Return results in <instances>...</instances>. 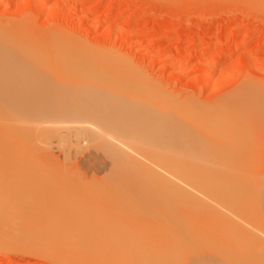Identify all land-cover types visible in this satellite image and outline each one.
Returning <instances> with one entry per match:
<instances>
[{"label":"rangeland","instance_id":"1","mask_svg":"<svg viewBox=\"0 0 264 264\" xmlns=\"http://www.w3.org/2000/svg\"><path fill=\"white\" fill-rule=\"evenodd\" d=\"M20 25V26H19ZM8 30V31H7ZM3 31V32H2ZM3 33V35H1V38H0V41L2 42V41H4L3 42V44L4 43H6L7 41V43L5 44V45H7L8 46V48L5 46V47H3L4 45H2V50H4V51H2L3 52V57L1 56V58L3 59V58H5L4 57V55H6L7 53L9 54V55H11V56H9V58L10 57H13L14 58V56L16 55H20V56H22L23 58H24V60L23 59H21V60H23V61H25V63L26 64H29L28 62L29 61H32V64L30 65H28V66H31V67H34V68H31V67H27V68H29L30 70H28L26 73H28L30 76H29V78L31 79V72H32V70L33 71H35V72H32V77L36 74V76H39V77H37V78H35L34 77V79L36 80V81H40L41 79V82L39 83V82H37L38 83V86L37 87H35V83H33V82H35L34 81V79L32 78V83L34 84V87H31V88H33V89H31L30 88V86H31V84L30 83H28V75H26L27 76V78H26V76H25V78H26V80L25 81H23V76L26 74H24L23 73V70L21 69V68H23L24 66H26V64L23 62V65H17L19 68H20V70L22 71H20L19 73H18V77H17V79L18 80H16V77H14L15 75H17V70L14 72V74L15 75H12L13 73L12 72H10V73H12L11 74V76H9L8 78L6 77V76H8V75H6L5 77L6 78H1V81H0V87H2V89L0 88V93L1 94H3L4 92V94H10V92L12 91L13 93H17V94H19V95H21V96H16V95H14L12 92V97H14L15 96V98H14V100H19V105H18V102H16L15 101V104L13 103L14 102V100H13V98H10L11 96L10 95H8V96H6L5 97V95L3 94V98H0V102L2 103L3 102V104H4V106L2 107V104H0V113L2 114L1 116H0V122H6V119H7V124L6 123H1L3 126L5 125V127L6 128H8L9 129V134H11L10 136H8L7 134H8V130L6 129V128H2L1 126H0V128H1V130H0V134L3 136V137H1L0 136V140L3 138V140H4V138H10L9 140H10V142H8V146H6L5 147V145H7V141L5 142V141H3V140H1L0 142H4L3 144H4V147L5 148H3V145H2V143H0V151H1V153H0V159L1 160H3V158H2V156H7V157H4L5 159L6 158H8L9 160H4V161H6V162H2L1 160H0V216L2 217L3 216V218H0V230L2 229V232L0 231V234L1 235H3L5 238H3V237H1V238H3V240H4V243H6V244H4L3 242H0V264H70V261H69V263H65L64 262V260H62L61 258H59V259H56L55 257H50L49 255H47L46 256V254H41V253H36V251L35 252H33L34 251V247H35V245L33 246V242H34V244L35 243H37V245L39 244V245H49L48 243V240H52V243H51V241H50V244H52L53 246H54V249L53 250H56L57 248H60V250L61 249H63L64 247H66L65 245H64V243L66 244V243H72V242H68V240H69V238H70V235H71V237H72V235H73V238L72 239H74L75 240V236H76V238H78V240H82V242H78V245H79V243H83L84 241H88L89 239H87L86 238V236H87V234L88 233H90L91 234V232H89L90 231V228H88L89 229V231L88 232H86L87 234H86V236H85V234L83 233L82 234V232H84V230L86 229V227L84 228V230H83V227H81L80 226V228L77 226V224H78V222L80 223H82L83 224V226L85 225V226H90V224H91V229H92V237H105V236H107L108 237V234H114V233H116L115 232V230L113 229V226L112 225H114L115 224V229H117V228H119V230H117V232H119L120 234H126V233H128V234H130L129 232H127V230L128 229H131L130 230V232H131V234L133 233V236H134V234H136V235H138L139 234V232H143L142 231V229H146V230H144V232L142 233V236H143V234H146L145 236L148 238H151L152 236H154L153 238L154 239H156L155 241L153 240L152 242H156V243H154V244H159V245H161V244H163L162 243V238H163V234H165L166 232H170V231H174L175 233H176V223H174L175 222V220H174V218H175V216H174V214H173V212L171 211H169L168 209H167V206L164 204L165 202H164V199L163 200H161L160 199V196H162V197H164L165 196V194L163 195L162 193L164 192L165 193V191H163L164 190V185H163V183L165 182L164 181V179H162V175H164V173H162V171L164 170V172H165V168H161L160 166L163 164L164 165V163L167 165L166 167H169V162L170 161H172V160H174V157L176 156V154H179V153H176L177 151L178 152H180L178 149H188V150H196V151H192V152H197V156L196 157H200L199 158V160L198 161H201L200 162V164L199 163H197L196 165H201V167L202 166H206V164H207V166L209 167L210 165H213V167L212 168H218V166L216 167V165H219V168L221 167V165H222V167L221 168H231V169H234V170H240L241 168H239V161H241V159H242V162H240L241 164H240V167L241 166H245L246 165V167H244V168H260L261 167V169H259V170H264V146L262 147L261 145H264L262 142V140L264 139L263 137H262V135L260 136V138H258V139H256V136H255V138H254V141L252 142V141H248V142H245V141H242L241 140V137L240 136H238V135H236L237 133H235V135H231V134H233V133H231V131H230V133L228 132L227 133V131L226 130H230V128L228 129V127H229V125L231 124V122L234 124V125H236V126H239V124H241V123H239L240 122V120H241V115H240V113L239 114H237V113H235V114H237L238 115V117H236V118H238V119H235L236 121L238 120V123H236V121H231V120H227L228 122V125H226V126H224L225 124H227V123H225L224 121H225V119L223 120V116L224 115H226V114H224V113H226L227 112V110L229 111L230 110V108L232 107V108H236L237 106H235V104L233 105L232 104V102H231V99L233 98V96H234V99H232V101H234L235 102V100H236V102L238 101L237 99H235V97L236 96H238V99H239V97H241L243 100H241V101H243L242 103H239L238 104V106L241 104V106H239L238 108L240 109V110H242V108H243V111H248L249 109H251V110H249L248 112H252L253 114H254V111L256 112V110H257V112L258 111H261V113H264V108H262V109H259L258 108V105L256 106V104L255 103H257V102H259L260 104L261 103H263V101H264V0H0V34H2ZM4 33L6 34L7 33V36L6 35H4ZM18 34V35H17ZM4 36L7 38V41H6V38L3 40L2 39V37L4 38ZM64 36V37H63ZM69 36V37H68ZM44 40V41H43ZM60 40V41H59ZM49 41V42H48ZM58 42V43H56V42ZM56 44H55V43ZM61 42V43H60ZM64 42H66V44L67 43H69V44H67L68 45V47L70 46V45H72V46H75V47H78L77 49H78V52H79V54H78V52H77V49L75 48V51H74V47H72V49H73V51H72V53H69V52H67L66 50H69L70 51V47H69V49H67L68 47H67V45L64 43ZM30 43V44H29ZM0 44H2V43H0ZM61 44H62V46H61ZM64 44H65V48H64ZM76 44V45H75ZM56 45V46H55ZM59 45V46H58ZM237 45V46H236ZM1 46V45H0ZM36 46V47H35ZM21 47V48H20ZM53 47V48H52ZM67 47V48H66ZM7 48V49H6ZM11 48V49H10ZM23 48L24 49H26L25 51L23 50ZM64 48V49H63ZM82 48V49H81ZM58 49V50H57ZM62 49V50H61ZM30 50V51H29ZM55 50V51H54ZM79 50H83L82 52L81 51H79ZM86 52H85V51ZM14 51V52H13ZM16 51V52H15ZM24 53H23V52ZM63 51V52H62ZM70 51V52H71ZM0 52H1V50H0ZM37 52V53H36ZM57 52V53H56ZM74 52V53H73ZM86 53V58H84L80 53ZM4 53H6V54H4ZM14 53V54H13ZM38 53H40V54H38ZM60 53V54H59ZM61 53H64V55L62 56L61 55ZM65 53H67L66 55H65ZM75 53H77L78 55H76ZM14 56H13V55ZM37 54H38V56H37ZM70 54V55H69ZM73 54V55H72ZM90 54V55H89ZM96 55V58H95V56L94 55ZM115 54V55H114ZM0 55H2L1 53H0ZM18 55V56H19ZM42 55H44V56H42ZM45 55H46V57H45ZM60 56L61 58H63V60H64V58L65 57H67V58H69V56L71 57L72 56V58H70V60L68 61V60H66L67 58H65V62L64 61H62L63 62V65L61 66V63L62 62H60L62 59H60V57H58L57 58V56ZM76 55V56H75ZM89 55V56H88ZM99 56V58H97L98 56ZM8 55H6V57H7ZM15 56V58H20V56L19 57H16ZM25 56H26V58L29 56V58H30V60L29 61H27L28 60V58L27 59H25ZM32 56V57H31ZM41 56V57H40ZM65 56V57H64ZM83 57L84 58V60L81 58V57ZM90 56H91V60H88V57L90 58ZM100 56H101V58L103 59L102 61H101V59H100ZM21 57V58H22ZM48 57V58H47ZM56 57V58H55ZM118 57V58H117ZM1 58H0V61H1ZM8 58V57H7ZM8 58V59H9ZM42 58V59H41ZM55 58V59H54ZM75 59L76 58V63H77V65H75L76 63H75V60L73 61V60H71V59ZM80 60H79V59ZM6 59V58H5ZM32 59V60H31ZM33 59H36V60H34V61H36L35 63L37 64V62L39 63L38 64V66H40L39 67V70L40 71H38V72H36V70L38 69V67H37V65L34 63V61H33ZM54 59V60H53ZM77 59H78V61H77ZM95 59H97V61L95 60ZM107 59V60H106ZM14 60V59H13ZM87 60V61H86ZM106 60V61H105ZM110 60H115V66H116V64H117V66L115 67L114 65H113V63H112V61H110ZM10 61V60H9ZM51 61V62H50ZM66 61H68V63L66 62ZM70 61H72V64H71V62ZM81 61V62H80ZM89 61V62H88ZM93 61V62H92ZM96 61V62H95ZM107 61H108V63H107ZM6 61H4V62H0L1 63V65H3V63H5ZM8 62V61H7ZM7 62L5 63V64H7ZM11 62H13V61H10V62H8L9 64H11ZM14 62H17L18 63V61H14ZM12 63V65H15L16 63ZM70 62V63H69ZM73 62L75 63L74 65H73ZM84 62V63H83ZM91 62H92V64H91ZM99 62H103V64H104V66H103V64H101V63H99ZM106 62V63H105ZM110 62V63H109ZM116 62H118V63H116ZM20 63V62H19ZM33 63L35 64V66H33ZM54 63H55V65H54ZM57 63V64H56ZM66 63V65H68V64H71V67L70 66H67L66 68H67V70L65 69H60L59 67L61 66L62 68H63V66H64V68H65V64ZM80 63V64H79ZM82 63V64H81ZM88 63V64H87ZM119 63H120V65H119ZM4 64V65H5ZM96 64H98V68L95 66ZM100 64V65H99ZM107 64V65H106ZM42 65H44V67L46 68V70H45V68L42 66ZM79 65V67L78 68H76L77 66ZM81 65V66H80ZM83 65H85V67H87V68H84V67H82ZM87 65V66H86ZM123 65H124V67H123ZM8 66V65H7ZM11 66V65H10ZM16 66V65H15ZM74 66V69L76 68V69H78V71L75 69V70H72L73 67ZM91 67V68H89L90 69V71H92L91 69H93V67H94V70L97 72H93L92 74H91V72L89 71V69H88V67ZM100 66V67H99ZM103 68H102V67ZM106 66V67H105ZM108 66V67H107ZM109 66H111V68H109ZM2 67V66H1ZM12 67V66H11ZM14 67V66H13ZM35 67H36V70H35ZM43 68V70H42V68ZM54 67H56V68H54ZM112 67L114 68L115 67V69H117L116 71L114 70V69H112ZM79 68H81V69H79ZM82 68H83V70L85 71V69H88V70H86L85 72L86 73H88V71L90 72V73H88V74H91L90 75V77H88V75L86 74H84L85 72L82 70ZM96 68V69H95ZM109 68V69H108ZM128 68V69H127ZM6 69H8V71H9V69H11V71H13V69L12 68H10L9 66H8V68H6V67H4L3 66V69L2 68H0V71L1 70H3L2 72H6L5 74H9V72L8 71H6ZM25 71H26V69H25V67L23 68ZM51 69V70H50ZM69 69V70H68ZM99 69H101V70H99ZM49 70V71H48ZM66 71V72H63V73H66V74H62V78L60 79L59 78V80H61V81H59V80H57L58 79V77L60 76L59 74H61L62 73V71ZM79 70H82L83 72H81L80 71V73L82 74L83 73V75H81V77L83 76V78H81V79H79L80 78V75L79 76H77L76 74H78V72H79ZM100 72L99 74H100V76H99V74H98V71ZM104 70V72L106 73V74H104V72L102 73V71ZM120 70H122V71H120ZM29 71H31L30 73H29ZM77 71V72H76ZM112 71V72H111ZM115 71V72H114ZM119 71L121 72V73H119ZM8 72V73H7ZM43 72V73H42ZM45 72H48L49 74H46ZM51 72V73H50ZM61 72V73H60ZM73 72H75V75H74V73ZM127 72V73H126ZM24 74V75H22V74ZM39 73H41V75H39ZM69 73V74H68ZM72 73V75H70ZM117 73H119L118 75H117ZM4 74V75H5ZM45 74H46V76H45ZM56 74H58V76H55ZM95 74H96V76H95ZM101 74H104V76L102 75V77H101ZM109 74V77L110 78H108V75ZM111 74L113 75V76H111ZM122 74V75H121ZM48 75L50 76V80H48L49 78H47L48 77ZM69 75V76H68ZM98 75V76H97ZM126 77H125V76ZM57 77L56 79H55V77ZM71 76H72V78L74 79H71ZM74 76H76V77H74ZM86 76V77H85ZM107 76V77H106ZM119 76V78H116V77H118ZM43 77H45V78H43ZM53 77V81H52V78ZM66 77V78H65ZM67 77H68V80H67ZM79 77V78H78ZM91 77H93V78H91ZM100 77H101V80H100ZM123 77V78H122ZM15 78V79H14ZM39 78V79H38ZM65 79L64 80V84H65V89H64V87L63 88H61L62 90H61V92L62 91H64L65 93H64V96L66 95L67 96V94L66 93H69L72 89V91L73 92H75V94L72 92V95H70V94H68V95H70V96H62L61 98H60V100H57L56 99V97H58V99H59V96H60V89L59 90H56L58 93H57V96H53V94H52V92H54V88L56 89V86L59 88V86H62V85H59L57 82L59 81L60 83L62 82L63 83V80L62 79ZM76 78H78L77 79V81L78 82H80L81 83V85L82 86H88L89 84L87 83H85V81L86 82H88L87 80H85V79H88L89 80V83H90V85L92 84V86H90V87H81V85L78 87V85L76 84L77 82H76ZM85 78V79H84ZM96 78V79H95ZM107 79V80H105V79ZM115 80L114 82H113V80ZM122 78V79H121ZM125 78V79H124ZM132 78V79H131ZM6 79V80H5ZM38 79V80H37ZM84 79V83H83V80ZM92 79V80H91ZM111 79V80H110ZM121 81V82H123L124 83V81L126 82V84L127 85H125V84H123V83H121L119 80ZM124 79V80H123ZM138 79V80H137ZM141 79V80H140ZM9 80V81H8ZM94 80V81H93ZM15 81H16V83H20L19 85L18 84H16L15 83ZM19 81V82H18ZM42 81L44 82V83H48L49 82V86H50V81L53 83L54 82V84H51V86L49 87V88H45V87H42L43 88V91H41V89L42 88H40L41 86H40V84H42ZM56 81V82H55ZM68 81V82H67ZM70 81H71V83H72V85L71 86H73V85H77V88H81L82 90H84V89H87V90H84V91H78V90H80V89H78L77 90V88H76V91H78V92H76V91H74L75 89V87L73 86V87H71V86H69L70 85ZM75 82V84H73V82ZM91 81V82H90ZM98 83H97V82ZM112 81V82H111ZM119 81V83H117ZM129 81V82H128ZM94 82H96V83H94ZM106 82V83H105ZM108 82V83H107ZM113 83L114 84V87H115V91L117 92V90H116V87H118L117 89H118V92L116 93L115 91H114V95L116 96H114L110 91L112 90V88H114V87H112V85L113 84H111V83ZM146 82V83H145ZM26 83L29 85L30 84V86L29 87H27L26 86ZM43 83V85H46V84H44ZM57 83V84H56ZM121 83V84H120ZM132 83H133V85H132ZM136 83H139V84H136ZM141 83H143V84H141ZM146 85H149L151 88H149L150 90H149V94L146 92V91H148L147 90V88H148V86H147V88H145V84ZM10 84V85H9ZM69 84V85H68ZM103 86V85H105L106 87L107 86H109V87H107V89H106V87H102L101 85ZM111 86H110V85ZM118 84L121 86V87H119L118 86ZM128 84H129V86H128ZM130 84H131V87H130ZM135 84V85H134ZM2 85V86H1ZM47 85V86H48ZM52 85H54L55 87H53V88H51L52 87ZM59 85V86H58ZM75 85V86H76ZM95 85H100L99 87L100 88H102V89H100L99 90V87L98 86H96L95 87ZM122 85H125V86H123L122 87ZM136 85H138V87L137 88H135L136 87ZM142 85H143V87H142ZM9 86V87H8ZM13 86V87H12ZM21 86H26V88L28 89V88H30V91L31 90H37L38 89V91H37V93L35 94V95H31V93H33V92H35V91H31V93H29V89L28 90H26V88L24 89V90H21ZM40 86V87H39ZM68 86V87H67ZM94 86V87H93ZM130 87V88H127V87ZM133 86H135V87H133ZM3 87L5 88H7V90L5 89H3ZM16 87H17V89H19L18 87H21L20 88V90L19 91H16L17 89H16ZM111 87V89H109ZM126 87V88H125ZM142 87V88H141ZM11 90H10V89ZM15 88L16 90L14 91L13 89ZM50 88L53 90L52 92H51V90H50ZM67 88H69V89H67ZM72 88V89H71ZM135 88V89H134ZM138 88H139V90L141 91V92H139V90H138ZM143 89V93H145V95H148V100H147V98H146V96L142 93V90L141 89ZM45 89V90H44ZM50 90L49 92H47L48 90ZM103 89H105V90H103ZM120 89H122V91H123V93H121L120 91ZM127 89V90H126ZM130 89H132V90H130ZM47 90V91H46ZM68 90H69V92H68ZM90 92H89V91ZM102 90V91H101ZM106 90H108L107 91V93H105L106 92ZM120 90V91H119ZM130 90V91H129ZM134 90H136V92L134 91ZM138 90V91H137ZM145 90V91H144ZM21 91H23V92H21ZM24 91H27L29 94V96L27 95V92L26 93H24ZM39 91H41V92H47L48 94L50 93L51 95H52V97L53 98H51L50 97V95H48L47 93H45V94H42L41 92V94L39 93ZM87 93H86V92ZM100 91V92H99ZM105 91V92H104ZM133 91V92H132ZM154 91V92H153ZM84 92V93H83ZM89 92V93H88ZM112 92H113V90H112ZM122 94H120V93ZM152 92V93H151ZM156 92V93H155ZM157 92H158V96H157ZM161 92H162V94H161ZM54 93H56V92H54ZM76 93H77V95H76ZM81 93V94H80ZM119 93V94H118ZM126 93V94H125ZM160 93V94H159ZM163 93L166 95V97L165 96H162L163 95ZM249 93L252 95L253 93V97H256V98H259V99H256V101L257 102H254V101H252V100H249V101H247L246 99H248V97H247V95H249ZM23 94H26V95H23ZM39 94H40V96H39ZM62 95H63V92L61 93ZM78 94H79V96H78ZM95 94V95H94ZM109 94H110V96H109ZM116 94H118V95H116ZM124 94V95H123ZM134 94H135V96H134ZM139 94V95H138ZM143 94V95H142ZM156 94V95H155ZM237 94V95H236ZM245 95V98H243L242 97V95ZM247 94V95H246ZM23 95V96H22ZM47 95V96H46ZM74 95V96H73ZM84 96V95H86V98L88 97V99H86V98H83V97H81V96ZM96 96L97 97V99H96V97H95V99H94V97H92V96ZM107 95V96H106ZM120 95V96H119ZM149 95H150V97H149ZM232 95V96H231ZM236 95V96H235ZM28 96V97H27ZM72 96V97H71ZM91 96V97H90ZM98 96H100L99 98H98ZM110 97V98H108L109 100H107V97ZM112 96V97H111ZM117 96H119V97H117ZM121 96H126V97H124V98H121ZM134 96L135 98H134V100H136L135 102H138V103H133V101L134 100H131V99H133L132 97ZM154 96V97H153ZM0 97H1V95H0ZM22 97V99H19V98H21ZM24 97H27V98H25L24 99ZM55 97V98H54ZM75 97H77V98H75ZM79 97V98H78ZM85 97V96H84ZM105 97H106V100H107V102H106V100H105ZM113 97H115V99H113ZM127 97H130V98H128V100L126 101L125 99L127 98ZM140 98V100L138 99V98ZM158 97V101L157 100H155L154 98H157ZM160 97V98H159ZM163 97H164V99H163ZM227 97H228V99H229V101H227V100H225L224 101V99H227ZM247 97V98H246ZM37 98V99H36ZM90 98L92 99L91 101H93V102H91L90 101ZM103 100H102V99ZM112 98V99H111ZM118 98V99H117ZM146 98V99H145ZM162 98V99H161ZM171 99V102H170V99ZM260 98H261V100H263V101H261L260 100ZM2 99V100H1ZM4 99V100H3ZM11 99L13 100L12 102H10L11 101ZM40 101H39V100ZM46 99V100H45ZM48 99V100H47ZM111 99V100H110ZM129 99H130V101H129ZM142 99V100H141ZM151 99V100H150ZM169 100V102H167L168 100ZM253 99V98H252ZM21 100H22V102L24 103H22L21 102ZM36 101L37 102V100H38V102L40 103V105H41V107H40V105L39 104H36L37 106L36 107H34L35 106V102L34 101ZM44 102H43V101ZM54 101V102H51V101ZM98 100V101H97ZM104 100H105V102H104ZM112 100H115V102L114 101H112ZM120 100H121V104L119 103L120 102ZM139 100V101H138ZM147 100V101H146ZM154 100V101H153ZM163 100H165V101H163ZM192 100V101H191ZM197 100V104H201L202 105V107H203V109H204V112L206 113V110L208 111L207 113H211V112H215V113H212L213 115L214 114H217V116H221V118L220 119H218V117L216 118L217 119V121L218 120H220V121H222L223 120V122L225 123H220V121H218L219 123H218V125H215L216 123H217V121L214 119V120H212V123L210 122L209 124H207V125H205V126H201V125H203V124H201L199 121H197L198 123V125L197 124H189V121L187 122V120H185L186 122H184L185 124H187L186 126L184 125V127H183V132H184V134H182V136H183V139H184V142H182V144L181 145H178V144H180V142L177 144V143H175L176 141H177V139L175 138L176 137V133H179V132H176V131H179V127H180V123L182 122L181 120H180V118H178V116H177V114L178 113H176L177 111H178V107L177 106H179L178 105V102L180 103V102H183L182 104H183V106H181L182 107V109L183 110H185L188 114H193L194 112H192V109L194 108V106H196V105H194V106H192L191 104V102H194V103H196L195 101ZM26 101V102H25ZM28 101H29V103H30V105H32L33 104V106L32 107H30V105L28 104ZM41 101H42V103H41ZM55 101H57V103H55ZM101 101V102H100ZM110 101H111V103H110ZM122 101L124 102V103H122ZM131 101H132V103L134 104V105H131L132 103H131ZM141 101H143V102H141ZM148 101H150V102H148ZM167 102V103H165L166 105H164V103L163 102ZM191 103H189V102ZM201 103H200V102ZM31 102H32V104H31ZM34 102V103H33ZM45 102H46V104L48 105V106H46V104H45ZM50 102V103H49ZM86 102V103H85ZM88 102H89V105H88ZM113 102H114V106L112 105L113 104ZM118 102V103H117ZM127 102V104H128V106H129V108L127 107V108H124V107H126L127 105L125 104ZM130 102V103H129ZM139 102H140V104H144V102L146 103L147 102V105L146 104H144L145 105V108H144V106H142L141 105V107H143L144 108V110H143V108H142V112L140 111V113L141 114H138L139 112H137L138 110H140V108H138L139 106H140V104H139ZM154 103V104H152V107H154V106H156L155 105V103L157 104V102H159L158 104H160L159 106H158V104H157V106L160 108L162 105L164 106H162L161 108H164V109H166L165 110V112L164 111H162L161 109V111H162V113L164 112V113H166V111L168 110V112H167V114H165V115H162V113H161V111H160V113H161V115L159 114V112H158V114L157 115H159V116H166L167 115V117H168V119L172 122V123H170L169 125H168V120H166L167 119V117L166 118H163V120H162V117L161 118H158L157 119V117H159V116H157V117H155V116H153L154 115V113H152L153 115H151V119L149 118V116H147V117H142V116H146L148 113L149 114H151V111L152 112H154V109L156 108V107H154V109L153 110H151L150 112H149V110H150V108L149 107H151V103ZM161 102L163 103V104H161ZM199 102V103H198ZM228 102H230V105H229V103ZM239 102H240V99H239ZM12 103V104H11ZM64 104V106L67 108H64V106H63V108L64 109H66L67 111H65V110H63L64 111V113L63 112H60V113H63V115L64 116H66L65 118H67V120L65 119L64 120V116L62 117V115L58 112V110H60V111H62L61 109V107H59L60 105H63ZM95 103V104H94ZM103 103V104H102ZM117 103V104H116ZM168 103H170V104H168ZM172 103H175V104H172ZM187 103H189L188 104V106H187ZM14 104V105H13ZM21 104H23V105H21ZM28 104V105H27ZM45 104V105H44ZM49 104H50V106H49ZM57 106V107H59V109L57 108V107H54L55 105ZM81 104H83V105H81ZM97 104H98V107H97ZM104 104L105 105H107V107L106 106H104ZM123 104V105H122ZM7 105H9V106H12V107H10V109H9V106H7ZM17 105H18V107H17ZM29 106V107H27V106ZM52 105H53V107H52ZM101 105V106H100ZM110 105H111V107H110ZM119 105V106H118ZM123 107H122V106ZM126 105V106H125ZM137 105V106H136ZM139 105V106H138ZM170 105V106H169ZM172 105H174V106H172ZM177 105V106H176ZM198 105V106H199ZM200 105V106H201ZM8 108H7V107ZM13 106H16L15 108L13 107ZM25 106H26V108H25ZM38 106H39V109H37L38 108ZM43 106V107H42ZM45 106H46V109H44L45 108ZM96 106V107H95ZM104 106V108H102ZM113 106V107H112ZM131 106H135V107H132L131 108V110H130V107ZM168 106V107H167ZM172 106V107H171ZM191 106V107H190ZM7 108L6 110L7 111H5V109H2V108ZM24 109H23V108ZM48 107V108H47ZM51 109H50V108ZM94 107V108H93ZM121 108V110H119L120 108ZM157 107V108H158ZM173 107H176V108H174L173 109ZM21 108V109H20ZM32 110V108H33V110L35 109V111L38 113L37 115H36V112L35 111H31V113H29V111H30V109ZM56 109L57 111L55 112V110H53V109ZM61 108V109H60ZM109 108H111L110 109V111L109 110H106V109H109ZM115 108V109H114ZM119 108V109H118ZM138 108V109H137ZM158 108V109H159ZM168 108V109H167ZM173 110H172V109ZM201 108V107H200ZM238 108H236V109H238ZM258 108V109H257ZM25 109H27V111L25 110ZM40 109H41V111H40ZM43 109V110H42ZM50 109V110H49ZM70 109V110H69ZM129 109V111H127V110ZM133 109V110H132ZM134 109H135V111H134ZM146 109V110H145ZM149 109V110H148ZM152 109V108H151ZM163 109V110H164ZM84 110V111H83ZM98 110H100V111H98ZM117 112H120V113H117ZM137 110V111H136ZM155 110H157V109H155ZM199 110V109H198ZM201 110V109H200ZM199 110V111H200ZM222 110V111H221ZM225 110H226V112H225ZM6 112V115H4L6 118H5V121L3 120L2 121V119H4V116H3V114ZM10 113H9V112ZM12 111V112H11ZM45 111V113H43V115L41 116V115H39V113H41V112H44ZM52 111H54L52 114H48V113H51ZM108 111H109V113H113L112 114V116L111 115H109V113H108ZM123 111V112H122ZM125 111H126V113H127V115L129 116V118H128V116L127 115H124V114H126L125 113ZM143 111H145V112H148V113H145V112H143ZM158 111V110H157ZM157 111H156V113H157ZM170 111V112H169ZM217 111H218V113H217ZM15 112H17V113H15ZM19 112V113H18ZM25 112V113H24ZM58 112V113H57ZM105 112H107V113H105ZM137 114H136V113ZM174 114H173V113ZM203 112V110H202V113L201 114H203L204 113ZM231 112V111H230ZM230 112H229V114H230ZM28 115H27V114ZM57 115H56V114ZM124 115L123 117L124 118H126L127 117V120L129 119V120H131V121H133V122H130V121H127L128 123H130L131 125L133 124V131L131 130L132 129V126L130 125L129 127H128V124H127V122H125L126 120H122V119H119V117L121 116V118H122V114ZM133 113V114H132ZM155 113V114H156ZM200 113V112H199ZM198 113V114H199ZM204 113V114H205ZM224 114L223 116H222V114ZM232 113V112H231ZM251 113V114H252ZM19 116H18V115ZM58 114L59 115H61V116H58ZM107 114V115H106ZM116 114H118V119L119 120H121V122H119V120H117V121H115L114 119H112V118H116ZM121 114V115H120ZM144 114V115H143ZM176 114V115H175ZM200 114V115H201ZM218 114H221V115H218ZM233 115H234V112L232 113ZM26 115V116H25ZM31 115V116H30ZM34 115V116H33ZM46 115V116H45ZM47 115H49V116H47ZM51 115V116H50ZM55 116L54 118H53V116ZM79 115H81V118L80 117H78ZM114 115V116H113ZM133 115V116H132ZM135 115H137V117H135ZM139 115V116H138ZM140 115H142V116H140ZM172 115H173V117H172ZM213 115H211L210 114V116L211 117H213ZM232 115V116H233ZM237 115H234V117H233V119L235 118V116H237ZM9 116V117H8ZM12 116H13V118H12ZM38 117V118H35V117ZM40 116V117H39ZM44 116V117H43ZM74 116H75V118H74ZM77 116V117H76ZM126 116V117H125ZM177 116V117H176ZM199 116V115H198ZM202 116V115H201ZM228 116V115H227ZM231 116V115H230ZM8 117V118H7ZM16 117V118H15ZM46 117V118H45ZM58 117V118H57ZM61 117V118H60ZM142 117V118H141ZM155 117V118H154ZM175 117V118H174ZM200 117V116H199ZM20 118H22V119H20ZM29 118V119H28ZM50 118V119H49ZM60 118V119H59ZM73 118H74V120L76 119V120H78V118H79V120L78 121H76V124H75V122H74V120H73ZM123 118V119H124ZM136 120H139V121H137V123H136V121H135V119ZM147 118V119H146ZM202 118V117H201ZM214 118H215V116H214ZM10 119V120H9ZM20 119V120H19ZM26 119V121H24ZM30 119H32L31 121H28V120H30ZM34 119H36V121L34 120ZM40 119V120H44V121H39L38 122V124H37V121ZM49 119V120H48ZM52 119H53V121H56L55 123H53V121H52ZM58 119V120H57ZM61 119H63L64 121H63V124L61 123ZM70 119V120H69ZM132 119H134V120H132ZM140 119H145V121L146 122H144V121H142V124H141V120ZM155 120L156 119V121H153V120ZM160 119V120H159ZM180 121H179V120ZM240 119V120H239ZM45 120L46 121H48V122H46L45 123ZM59 120H61V121H59ZM72 120V121H71ZM148 120H149V122H148ZM152 120V121H151ZM158 120H159V122H158ZM165 121V123L163 122L162 123V121ZM183 120V119H182ZM15 121H18V125H17V122H15ZM24 121V122H23ZM33 121V122H32ZM35 121V122H34ZM49 121H50V123H49ZM52 121V122H51ZM69 121V122H68ZM81 121V122H80ZM84 123H83V122ZM115 121V122H114ZM153 122V123H151V122ZM161 121V122H160ZM180 123H179V122ZM184 121V120H183ZM214 121H216V122H214ZM231 121V122H230ZM9 122H11V124H9ZM20 122V123H19ZM22 122V123H21ZM27 124H26V123ZM30 124H32V125H37L36 127H34V126H32V125H29V123ZM44 122V123H43ZM57 122H59L58 124H57ZM71 122V123H70ZM72 122H74L73 124H72ZM80 122V123H79ZM113 122V123H112ZM125 124H124V123ZM144 122V123H143ZM166 122H167V124H166ZM177 122L179 123V124H177ZM24 123V126L22 125ZM49 124V127H47L48 126V124ZM73 125V126H71V128H72V130H69L70 129V125ZM117 123V124H116ZM119 123V124H118ZM120 123H123L122 125H123V127H122V125H120ZM148 123H150L152 126H155V131L153 130L154 128H152L151 126H150V124L148 125ZM230 123V124H229ZM252 123L254 124V125H257V123H255L253 120H252ZM0 124V125H1ZM22 125V128L21 127H18V129H19V134H18V131H16L15 129H17V126H21ZM43 126H42V125ZM44 124H45V126L47 127V128H50V129H45V127H44ZM60 124V126H58ZM61 124L63 125V127L61 126ZM75 124V125H74ZM88 124V125H87ZM126 124H127V128H128V130H126L127 128L125 127L124 128V125L126 126ZM137 124L139 125V126H137ZM140 124H141V126H140ZM144 124H147V125H144ZM154 124V125H153ZM159 125V127H158V129L156 128L158 125ZM175 124V125H174ZM233 124L232 125H230V126H233ZM11 125V126H10ZM13 125H15V129L13 130V128H11ZM17 125V126H16ZM29 127H28V126ZM53 125H55L54 127H53ZM66 125H68V126H66ZM79 127H78V126ZM86 126L85 128H83V127H81V126ZM160 125H162L161 127V130H159L160 129ZM179 125V127H177ZM188 125H191V126H188ZM8 126V127H7ZM31 126V127H30ZM41 126L42 127H44V129H45V132H47L46 134H45V132H37L38 130H40L41 129ZM53 128H52V127ZM75 126V127H74ZM119 126H120V128H119ZM137 126V127H136ZM145 126H147V127H145ZM148 126L150 127V129L148 128ZM165 126L166 127H169V129L168 130H166L167 128H165ZM171 126V127H170ZM228 126V127H227ZM27 127V128H26ZM58 129H57V128ZM64 128L63 130H62V128ZM65 127L67 128L66 130H65ZM78 127V128H77ZM135 127L136 128H143V130L142 131H144L145 130V132L147 133V135L146 136H144L146 133L145 132H142V133H138V134H136L135 132H138V131H141L140 129L138 130V131H136V129H135ZM200 127V128H199ZM227 127V128H226ZM25 128V129H24ZM52 128V129H51ZM60 128H61V130H60ZM69 128V129H68ZM75 128V129H74ZM83 128V130H80V129H82ZM122 128V129H121ZM129 128H130V130H129ZM145 128V129H144ZM164 128V129H163ZM4 129V130H3ZM17 129V130H18ZM85 129V130H84ZM125 129V130H124ZM152 129V130H151ZM264 129V128H263ZM24 130V131H23ZM29 130V131H28ZM41 130H43V129H41ZM47 130V131H46ZM48 130H51V132H48ZM55 130H57V132H55ZM69 130V131H68ZM156 130H158V131H156ZM176 130V131H175ZM22 131V133L20 134V132ZM27 131H28V133H27ZM67 131V132H66ZM81 131V132H80ZM168 133H166V132ZM169 131H170V133H169ZM176 133H175V132ZM226 131V132H225ZM16 132V134H18V135H21V136H18V135H16V134H14ZM24 132V133H23ZM30 132H33V133H30ZM36 132V133H35ZM78 132V133H77ZM154 132H155V136H154ZM160 132V133H159ZM165 132V133H164ZM264 132V131H263ZM54 133V136L53 135H51V134H53ZM94 133L95 134H97V135H94ZM135 133V134H134ZM162 133V134H161ZM163 133H164V137H162L163 136ZM22 134H23V136H22ZM25 134V135H24ZM41 136H40V135ZM85 134V135H84ZM94 136L93 138H92V135ZM154 136V138L156 139V136H157V140H155V139H153V141L154 142H156L155 143V145H152V144H154V143H152L151 144V141H152V138H151V136ZM165 134H167V135H165ZM169 134H171L172 136H174V134H175V136L174 137H172V139L170 138V136H168ZM187 134V135H186ZM33 135V136H32ZM36 135V136H35ZM40 136V137H38V136ZM84 135V136H83ZM140 135H141V137H142V139H141V137H140ZM162 135V136H161ZM6 136V137H5ZM15 137V138H12V137ZM17 136V137H16ZM29 136H31V138H28ZM44 137V140L45 141H43L42 140V138ZM46 136V137H45ZM85 136H87V137H91V138H88L87 139V137H85ZM99 137L98 139L97 138H95V137ZM133 136V137H132ZM134 136H136V137H134ZM158 136H159V139H161V140H159L158 139ZM161 136V137H160ZM178 136V135H177ZM27 139H26V138ZM37 137H38V139H37ZM42 137V138H41ZM52 137V138H51ZM103 137V138H102ZM104 137H105V139H104ZM132 137V138H131ZM137 137H139L138 139H141V140H139V142H138V139H137ZM144 137V138H143ZM148 137H150V138H148ZM167 137H169V138H167ZM257 137H258V135H257ZM19 138V141H17L16 139H18ZM40 138V139H39ZM49 138L51 139L50 141H49ZM94 138H95V140H94ZM107 138V139H106ZM145 138H147L146 140L147 141H145ZM6 139V140H7ZM29 139V141H27ZM31 139V140H30ZM34 139V140H33ZM71 139V140H70ZM85 139H86V141H85ZM134 139H136L135 141H133ZM148 139H149V142H148ZM176 139V140H175ZM11 140L12 141H14V140H16L17 141V143H19L18 145H17V149H18V146H19V148H21V149H24V148H26V149H24V150H26V151H20V149L18 150V151H20L21 153H23V154H21L20 152H18L17 150H15V142H13V144H14V149L12 148L13 147V144L11 145ZM26 140V141H25ZM39 140V141H38ZM44 142V143H42V141ZM48 140V141H47ZM77 140H79V141H77ZM83 140V141H82ZM90 140H92V141H90ZM106 140H108V141H106ZM166 140H167V143H166ZM173 140V141H172ZM179 140V139H178ZM23 142V144H22V142ZM36 141H38V142H36ZM98 141V142H97ZM136 141H137V143H141V144H143V145H139V144H137L136 143ZM140 141H142V142H140ZM152 141V142H153ZM160 141V142H159ZM163 141V142H162ZM172 141V142H171ZM261 142V144H259V143H256V142ZM39 142H41V143H39ZM48 142V143H47ZM77 142H78V144H77ZM79 142H82V143H80L79 144ZM86 142H87V144H86ZM91 142H93V143H90ZM104 142H106L108 145H106V146H103L102 144H104ZM144 142H145V144H144ZM147 142V143H146ZM164 143L167 147H169V148H167V147H165V148H167L166 150V153L168 154V155H166V153L165 152H162L163 150L165 151V148L163 147L164 146V144H162V143ZM169 142H171V144L173 145H171ZM249 142L251 143V145H249L248 146V144H249ZM255 142V144L254 145H258V147L256 146V149H253L254 148V145H253V143ZM16 143V144H17ZM26 143V144H25ZM35 143V144H34ZM37 143H39V145L41 144L42 145V147H41V145L39 146ZM46 143L48 144V145H46ZM51 143V144H50ZM57 143V144H56ZM74 145H73V144ZM102 143V144H101ZM149 143V144H148ZM160 143H161V145H163V146H160ZM174 143V144H173ZM84 144V146H82ZM157 144H158V146H157ZM168 144V145H167ZM11 145V146H10ZM21 145V146H20ZM26 145V146H25ZM51 147H50V146ZM92 145V146H91ZM145 145L148 147V149H146V147H145ZM150 145H151V147H150ZM175 145H177V148H174V146ZM247 145V146H246ZM253 145V146H252ZM10 146V147H9ZM46 146V147H45ZM82 146V147H81ZM95 146V147H94ZM100 146L102 147V149L100 148ZM142 146V147H141ZM171 146V147H170ZM50 147V148H49ZM74 147H75V149H74ZM83 147H85L84 149H83ZM92 149H91V148ZM144 147V148H143ZM150 147V148H149ZM155 147V148H154ZM162 149H161V148ZM176 147V146H175ZM9 148H11V149H13V151L15 150V151H17V153L19 154L20 153V155H24L23 157H21V156H18L19 158V160H22V161H17L18 159H14L12 156H14V154L13 153H11L12 152V150H10ZM38 148V149H37ZM79 148H82V149H79ZM96 148H97V150H96ZM157 148V150H155ZM164 148V149H163ZM258 148H259V150L260 151H257L258 150ZM261 148H263L262 150H261ZM4 149H6L5 151H4ZM99 149V150H98ZM145 149V151H143L144 152V154H143V152H141V150H144ZM158 149H161V152H160V150H158ZM169 149H170V151H172L173 150V152H174V154H172L173 156H171V153H173V152H170L169 151ZM172 149V150H171ZM69 150V151H68ZM83 150V151H82ZM140 150V152H138ZM152 152H150V151ZM177 150V151H176ZM255 150H256V152H255ZM2 151H4V153L6 152L7 154H10L9 156L8 155H4L3 153H2ZM76 151V152H75ZM78 151V152H77ZM80 151H82L81 153H80ZM97 151V152H96ZM101 151H103V154H102V152ZM107 151V152H106ZM115 151L116 152H118V153H115ZM176 151V152H175ZM107 153V156H106V154L105 153ZM120 152V153H119ZM134 152V153H133ZM135 152H138L139 154H143V157H141L139 154H137V153H135ZM191 152V151H190ZM254 153V155L256 156H253L254 157V159L256 158V159H262V162L260 161V160H258V161H260L261 163H259V162H256V163H252V162H254V159L253 158H248V159H250V160H248V159H246L245 157L247 156V155H249V154H246V153H250V157H252V154L251 153ZM261 152V153H260ZM17 153L15 152V154L17 155ZM25 153H27V156L29 157H25L26 156V154ZM70 153V154H69ZM125 153V154H124ZM126 153H128L127 155H126ZM131 153V154H130ZM200 153H203L202 154V156H199V155H201ZM206 153V154H205ZM258 153H260V154H257ZM31 154H33L32 156H30ZM36 154L38 155L39 154V156H36ZM111 154V155H110ZM135 154V155H134ZM147 154V155H146ZM148 154H149V156H153L154 157V160H156V162L154 161V163H156V164H158L159 165V167H160V169H159V167L157 166V165H155V164H153L154 166H156V168H158L159 169V171L158 170H156V172L158 171V174H159V172H161L160 174V176H161V178H160V176L159 175H157V174H154V175H157V176H159V178H160V180H159V178H156L155 177V179H153V178H150V177H152L153 176V174L152 173H154L155 172V168H154V166L152 167V164H151V166H150V168H149V164H145V161H143L144 162V164H143V162H142V160H143V158L144 157H147L148 156ZM166 156H165V155ZM170 154V155H169ZM194 154V153H193ZM228 154V155H227ZM240 154H242L241 156H240ZM246 154V155H245ZM126 155V156H125ZM133 155L134 156H136V157H133ZM138 155L140 156V158L139 159H136L137 157H138ZM175 155V156H174ZM195 155V154H194ZM206 155H208V156H210V160L208 159L209 157L208 156H206ZM259 155H261V156H259ZM51 156H53V157H51ZM121 156V157H120ZM124 156V157H123ZM132 156V157H131ZM148 156V157H149ZM207 157V159H203V157ZM224 156V157H223ZM225 156H226V158H225ZM229 156H231L230 158H229ZM233 156V157H232ZM259 158H258V157ZM15 157V156H14ZM26 159H25V158ZM153 157H150L151 159V161L149 160V158L148 159H144V160H148L146 163H151L152 161H153ZM201 157H202V159H201ZM221 157L222 158H224L223 159V161H225V162H223L222 163V161H220L219 159H221ZM239 157H241V158H239ZM243 157L245 158V159H243ZM16 158V157H15ZM22 158V159H21ZM33 158H34V160H33ZM40 158V159H39ZM42 158H46V159H42ZM110 158V159H109ZM125 158L128 160H125ZM133 158H135V160H132ZM23 159H25V162H23ZM29 159H30V161H29ZM108 159V160H107ZM124 159V160H123ZM218 159V160H217ZM236 159V161H234ZM238 159V160H237ZM255 159V160H256ZM13 160H15V161H13ZM27 160V161H26ZM107 160V161H106ZM112 160V161H111ZM114 160V161H113ZM122 160V161H121ZM142 162H140V161ZM212 160V161H211ZM216 160V161H215ZM226 160H229V162H227ZM230 160H232L233 162H231ZM243 160H245L246 162L244 163V161ZM248 160V161H247ZM251 160H252V162H251ZM11 161V162H10ZM46 161H47V163H46ZM52 161V162H51ZM116 161V163H114ZM121 161V162H120ZM125 161V162H124ZM133 161H137L136 162V164H134L135 162H133ZM159 161V162H158ZM204 161V162H203ZM211 162V163H208V162ZM23 162V164H21ZM38 162V163H37ZM123 162V163H122ZM131 162L133 163V164H131ZM139 162V163H138ZM202 162L204 163V165H202ZM218 162V163H217ZM221 162V163H220ZM228 164H227V163ZM249 162H250V167H248L249 166ZM24 163H26V166L24 165ZM32 163L34 164V163H36V164H38L39 165V163L41 164V165H39L40 167H42V169L44 168V166L46 167V168H48V170H50V171H48L47 169V171L45 170V168L43 169L44 171H45V173H47L48 174V172H49V174H48V176L46 177L45 176V173H43L44 174V176L43 177H46L45 178V182L43 181L44 180V178L43 177H40L41 176V173L42 172H44L43 170H42V172H41V168H40V170H38V172H37V170H35L36 171V173L37 174H35V171H34V168H37V169H39L38 167H34L33 168V166H35L36 164H34L33 166H32V168H33V171H34V174H33V171L30 173L29 172V174L30 175H32V177H26V175H27V172L30 170V166L32 165ZM49 163H53L52 165H56V166H54L53 167V169H52V166H49L50 164ZM127 163V164H126ZM132 165H130V164ZM162 163V164H161ZM168 163V164H167ZM172 163H174L175 165H177V163H175L174 161H172ZM214 163V164H213ZM244 163V164H243ZM8 164V165H7ZM47 164H49V165H47ZM113 165V166H111V165ZM118 165L119 167H117L116 165ZM122 164H124V165H122ZM141 164V165H140ZM210 164V165H209ZM227 164V165H226ZM230 164H231V166H230ZM248 164V165H247ZM261 165L260 167H259V165ZM4 165H5V167H4ZM20 165L22 166L21 168H20ZM103 167H102V166ZM128 165V166H127ZM147 167H146V166ZM162 165V167H165V166H163ZM233 165V166H232ZM234 165H238L237 167L235 166V168H233L234 167ZM7 166H9V167H7ZM14 166V167H13ZM24 166V167H23ZM49 166V167H48ZM66 166V167H65ZM109 166V167H108ZM116 166V167H115ZM121 166V167H120ZM127 166V167H126ZM132 168H131V167ZM136 166V167H135ZM139 166V167H138ZM142 166H143V168H142ZM144 166L146 167V168H144ZM171 167H172V164L170 165ZM174 166V165H173ZM215 166V167H214ZM3 167V168H2ZM11 167V168H10ZM16 167V168H15ZM25 167H27L26 168V171L27 172H25V170L23 169V170H21L22 168H25ZM57 167V168H56ZM123 167V168H122ZM133 167H135V168H133ZM175 167V166H174ZM211 167V166H210ZM6 168V169H5ZM18 168V169H17ZM29 168V169H28ZM31 168V169H32ZM56 170H55V169ZM105 168V169H104ZM109 168H111L110 170H108L107 171V169H109ZM116 168L117 169H119L120 170V172H119V170L117 171L116 170ZM126 168V169H125ZM129 168V169H128ZM136 168H138V170L136 169ZM151 168H152V170H151ZM237 168V169H236ZM243 168V167H242ZM254 168V169H255ZM3 169H5V170H3ZM18 170L19 172L20 171H24L25 172V177H23L25 180H22V177L21 176H23L24 175V173L23 172H21L20 173V176L18 177V175L16 174V173H14L15 171L14 170ZM20 169V170H19ZM58 169V170H57ZM113 169H115V171L113 172ZM133 169H134V171H133ZM142 169V170H141ZM143 169H145V170H143ZM147 169V170H146ZM154 169V170H153ZM7 170V171H6ZM17 170H16V172H17ZM105 170V171H104ZM139 170H141V171H139ZM161 170V171H160ZM242 170V169H241ZM10 171H11V173H10ZM14 171V172H13ZM57 171V172H56ZM104 173H103V172ZM107 171V172H106ZM124 171H125V173H124ZM127 171V172H126ZM131 171V172H130ZM136 171H137V173H136ZM139 171V172H138ZM145 171V172H144ZM147 171V172H146ZM149 171V172H148ZM152 171H154V172H152ZM5 174H4V173ZM40 172V176H39V178L37 177H35V176H37L38 175V173ZM51 172H52V174L54 173V175H55V177H53L52 176V179H50L51 178V176H49L50 174H51ZM110 172H112V173H109ZM118 174H120L121 172H123L124 174H128V176H129V178H131V179H129L128 178V176L126 175H124V174H120V175H118ZM10 173V174H9ZM14 173V174H13ZM73 173V174H72ZM74 173H76V174H74ZM104 174V176H109V177H107V179L105 178H103V180L106 182V185H104V181L101 179V177L103 176V174ZM106 173H108L107 175H106ZM135 175H134V174ZM148 174L147 176H146V174ZM2 174H4V175H6V174H8V175H6V176H4V177H2ZM22 174V175H21ZM28 174V175H29ZM46 174V175H47ZM51 174V175H52ZM131 174H132V177H134V178H136L137 177V175H138V177H137V181H136V179H135V181L132 179V177H131ZM152 176H151V175ZM263 174V173H262ZM9 175H10V177H9ZM12 175V176H11ZM33 175H34V177H33ZM74 175H77V176H79V178L77 177L76 179L74 178L75 176ZM102 175V176H101ZM117 175V176H116ZM122 175H123V177H122ZM139 175L142 177H140L141 179H139ZM74 176V177H73ZM112 176H114V177H112ZM119 176H120V178H122V179H120L119 178ZM126 177V179H125V177ZM144 176H145V178H144ZM17 177H18V179H17ZM21 177V178H20ZM57 177H59V179H55V178H57ZM116 177V178H115ZM154 177V176H153ZM3 178V179H2ZM7 178V180H5ZM11 178V179H10ZM34 178V180L32 181V179ZM43 178V179H42ZM64 178V179H63ZM73 179V180H75L76 181V183H73V182H75V181H73L72 183H73V185L71 184V186H70V184L69 183H71V182H68L69 180L71 181V179ZM90 178H92V179H90ZM109 178H111V179H113L112 181L109 179ZM117 178H119V181L117 180ZM147 178V179H146ZM151 179V183H153L152 185H151V183L149 182L148 183V181H150V179ZM248 178V177H247ZM246 178V179H247ZM39 179V181H37ZM42 179V180H41ZM64 180V182L66 183H63L62 181ZM67 179H68V181H67ZM80 181H79V180ZM100 180L99 182L97 181V180ZM142 179H146V180H148V181H144V180H142ZM240 179V178H239ZM244 178H242V180H243ZM14 180V181H13ZM27 180V181H26ZM49 180V181H48ZM53 180V181H52ZM62 180V181H61ZM79 182H78V181ZM91 180V181H90ZM107 180V181H106ZM114 180L116 181V182H118V183H116V182H114ZM122 180V181H121ZM128 180V181H127ZM132 180V181H131ZM157 182H156V181ZM230 181L231 179H227V181ZM237 179H233L232 180V182H234L235 183V185H232V184H234V183H232L231 181L229 182L228 181V183H226V184H228L229 185V187H227V185H226V187L228 188V189H241V188H244L243 186L246 184V186L248 187V189H250L251 188V186L253 187H257V189H258V187H259V189L260 188H262V189H264V180L262 179V181L261 182H258V181H260L259 179L258 180H256V179H254V180H256L257 181V183H256V181L254 182L253 181V179L251 180L250 178H249V182L251 183L252 181V183L250 184L247 180V182L245 181V180H237V181H239V182H237L236 181ZM6 181H8V182H6ZM24 181H26V186H25V184H24ZM34 181H35V183H34ZM37 181V182H36ZM51 181V182H50ZM57 181H59V182H57ZM68 182V184H67V182ZM83 181V182H82ZM88 182V185H89V191L92 189V185L94 186V184L96 185V187L94 186V188L90 191V192H92V191H94L95 192V196H96V194L100 197V194H98L100 191L102 192V190H103V192L101 193V194H103V193H106V197H104L105 196V194H103L104 196V198L102 197V195H101V198H98V199H94V198H96V197H98V196H96V197H94V194H92L93 195V199H90V198H92V195H90V192L88 191H84V189H86V187H87V189H88V185H87V182ZM124 181V182H123ZM143 183H142V182ZM161 181V183H159ZM226 181V182H227ZM12 182V183H11ZM30 182V183H29ZM43 182H44V186H42L43 185ZM60 182H62V184L60 183ZM79 184H78V183ZM90 182V183H89ZM108 182V183H107ZM111 182V183H110ZM126 182V183H125ZM146 184H145V183ZM156 182V183H155ZM240 182H245V184H240ZM16 184V186H15V184ZM21 183V184H20ZM29 183V184H28ZM57 183V185L59 186V188H58V190L59 191H62L61 189H64V190H66V188L65 187H67V185L69 186L68 188L69 189H75V191L77 192V190L78 189H80L81 187L79 186V185H81V183L83 184V183H85L84 185H81V186H84V189H83V187H82V189H83V191L81 192L80 190H78V191H80L81 193H74V194H78L79 196H77L76 197V195H72V193L73 192H71V193H69V195L67 194V192H66V194L64 195V193H63V196L65 197V196H67V198L65 197V199H66V201H62V203H60L61 201H60V199H61V197L62 198H64L63 196H61L60 197V195L62 194L61 192H59V191H57V189H49V187L51 186V184H56ZM92 183V184H91ZM122 185V186H128V188H127V186L124 188V187H122L120 184ZM128 183V184H127ZM134 183V184H133ZM135 183H137V184H139V185H136ZM140 183H142L143 185V187H144V189H141V190H139L140 189ZM158 183L160 184V185H158ZM219 183H223V184H225V181L223 180H220V182ZM231 183V184H230ZM237 183H239V185L241 186H239V185H236ZM249 183V184H248ZM260 185H263L262 187L261 186H259V184ZM5 184H8V185H6L5 186ZM12 184V185H11ZM14 184V185H13ZM19 184V185H18ZM38 186V184H40L41 185V189L42 190H47V189H49V191L47 192V191H45V192H42V190L40 189V188H38V187H36V185ZM45 184H50V186L48 187V185H47V187L48 188H46V185ZM66 185L65 187L63 186V185ZM74 184L77 186L76 188H74L75 186H74ZM98 184H101V187H103V186H106V187H108V186H110L111 184V191L109 192V190H107V188L106 187H103V188H101V187H97V186H99ZM110 184V185H109ZM124 184V185H123ZM147 184H149V186L147 185ZM155 184V185H154ZM249 186H248V185ZM21 185V186H20ZM27 185H28V188H27ZM57 185H53V188H56L55 186H57ZM103 185V186H102ZM118 187H117V186ZM120 185V186H119ZM133 185V186H132ZM161 185L163 186V187H161ZM14 186V187H13ZM30 186V187H29ZM35 186V187H34ZM60 186H62L63 188H61ZM74 186V187H73ZM86 186V187H85ZM90 186H91V188H90ZM113 186H114V188H113ZM137 186V187H136ZM140 186V187H139ZM27 189H26V188ZM32 187V188H31ZM40 187V186H39ZM71 187V188H70ZM73 187V188H72ZM130 187L131 188H134V189H132L133 190V192H132V190L130 189ZM143 187H141V188H143ZM153 187H155V188H153ZM159 187H161V188H159ZM234 187V188H233ZM254 187L252 188V189H254ZM34 188H35V190H34ZM37 188V189H36ZM52 188V187H51ZM78 188V189H77ZM101 188V190H99ZM119 188V189H118ZM121 188H123L122 190H121ZM139 188V189H138ZM145 188H146V190H147V193L149 194V195H151V197L149 198L148 196V194L145 196V193H146V190H145ZM150 188H151V191H149L150 190ZM163 188V189H162ZM246 188V187H245ZM244 188V189H245ZM23 189V190H22ZM81 189V190H82ZM95 189H98L97 190V192H96V190ZM110 189V188H109ZM114 189H115V191H118L117 193V195H118V198H117V196H116V193H115V191H114ZM117 189V190H116ZM126 189V190H125ZM137 189V190H136ZM154 189V190H153ZM247 189V188H246ZM256 188L254 189V190H257ZM258 189V190H259ZM13 190V191H12ZM15 190H16V192H15ZM18 190H20L19 192H18ZM29 190V191H28ZM32 190H33V192H32ZM36 190H38V194H37V199H32L31 198V196H33L32 194L35 192V193H37V191ZM39 190H41V192L39 191ZM63 190V191H64ZM120 190V191H119ZM127 192V195H125L126 194V192ZM127 190H129V191H127ZM136 190V192H134ZM145 190V192H144V194H142V192ZM261 190V189H260ZM24 191H26V192H24ZM51 191V192H50ZM54 191V192H53ZM67 191V190H66ZM72 191H74V190H72ZM105 191V192H104ZM121 191H123V192H121ZM158 191V192H157ZM13 192V193H12ZM30 194H29V193ZM70 192V191H69ZM114 192V193H113ZM132 192V193H131ZM153 192V193H152ZM157 192V193H159V192H161V193H159V194H157V195H160V196H157L156 197V194L155 193ZM34 193V194H35ZM43 193H45V196L43 195ZM46 193H48V195L46 194ZM55 193H59L60 195H59V197H60V199H57L58 197V194H56V196H55ZM84 193H89L88 194V196H86V194H84ZM111 193V194H110ZM113 193V194H112ZM135 193V194H134ZM137 193V194H136ZM139 193V194H138ZM141 193V194H140ZM152 193V194H151ZM6 194V195H5ZM8 194H9V196H10V198H9V196H8ZM23 194H25L24 196H23ZM54 194V196H52V195ZM71 194V195H70ZM237 194H239L240 195V193H237ZM19 195V196H18ZM27 195H30V196H27ZM41 195V196H40ZM50 195L52 196V197H50ZM111 195V197H109V196ZM112 195H113V197H112ZM115 195V196H114ZM121 197H123V198H121ZM123 195V196H122ZM128 195H130V197H128ZM138 195V196H137ZM141 196V198H140V196ZM144 195V196H143ZM242 195V194H241ZM249 195H251V194H249ZM253 195V194H252ZM257 195H259V194H257ZM261 195V194H260ZM259 195V196H260ZM13 196V197H12ZM35 196H36V194H35ZM34 196V198H36ZM47 197V200L45 201H42V198H40V197ZM125 196H127L126 198H125ZM138 198H137V197ZM155 196V197H154ZM23 197H24V199H23ZM27 197V198H26ZM55 197H57V198H55ZM70 197V198H69ZM73 198V202L77 199V198H79L80 200H84L85 202H84V204H82L83 206L84 205H87L85 208H87L88 210H89V208H90V206H92V205H94V207H93V209H95L96 207H99L100 206V204H98L99 202H102L101 203V207L103 208V204L105 205L106 203L107 204H109L108 206L109 207H107L106 206V208L104 207L103 209H101L102 210V213L103 214H101V213H99V208H96L97 210V212L100 214V216H103L104 214H106V212L107 211H109V210H107V208H110L111 206L110 205H113V204H115L114 202H115V200L114 199H116V200H118L119 202H121V203H119L118 201H116L117 203V206L119 207V204L121 205L122 203L123 204H125V202L126 201H128L127 203H126V206H124L123 207V204H122V207H123V210H120V209H122V207L120 206L119 207V209L117 210V207H116V204L115 205H113L112 207H114V208H112V212L110 213V214H114V211H115V213L116 214H114L113 216H117L118 217V221H120L121 223H118V221H116V218H113V219H115V221L114 220H112V218H111V220L110 219H108L109 217H112V215L110 216V215H108L107 214V219L108 220H110V221H108V220H106V218H105V220H103L104 219V217L102 218V217H100L101 219H99L98 217V213H96V211L94 212L95 213V217H96V219L97 220H93V223H88L87 224V221H91L92 222V215H93V210H91L92 209V207L90 208V210L88 211L87 209H85L86 210V214H88L87 216H89L91 213V211H92V215H90V219L86 216V214L84 213V211L85 210H83L82 208L81 209H79L80 208V206H79V208L78 207H76V204L77 203H80L81 204V202H79L80 200L79 199H77V203L76 202H74L75 204V210L77 211V212H75L74 210L73 211H71V210H68V212H74V213H71V215L69 214V216H73V218L72 217H69L68 218V212L66 211V208H71V206H69L68 205V201H70L69 202V204L70 205H72L73 204V202H71V199ZM82 197H83V199H82ZM89 197V198H88ZM134 199H133V198ZM152 197H154V199L156 200L157 199V201H154V199L152 198ZM230 197V196H229ZM251 197V196H250ZM258 197V196H257ZM261 197H263V199H264V194H263V196H261ZM2 198V199H1ZM4 198V199H3ZM7 198H9L8 199V201H6L7 200ZM25 198H26V200H25ZM29 198L31 199V200H29ZM43 198V199H44ZM51 198V199H50ZM52 198H53V200H52ZM76 198V199H75ZM88 198V199H87ZM249 198V197H248ZM259 198V199H258ZM258 198H255V199H258L259 201L258 202H260V201H263V199L261 198V200H260V197H258ZM21 199V200H20ZM22 199H23V201H22ZM39 199V201H37ZM46 199V198H45ZM85 199H87V200H93V202L92 203H94V204H92L91 203V205L89 204V202L90 201H87V200H85ZM124 199V201H122ZM127 199V200H126ZM131 199V200H130ZM151 199V200H150ZM253 199V198H252ZM254 199V200H255ZM12 202H11V201ZM18 200H20L21 202H22V205H25L26 206V204H29L28 206L29 207H23V209H27V211H25V210H22V216H21V214H18V213H20L19 212V210H21L22 209V205H21V203H17V202H20V201H18ZM29 202H28V201ZM33 200V202H30V201H32ZM54 201V202H57V204L56 203H54V202H52L51 201V204H49L50 202H48V203H46L47 201ZM62 200H64V199H62ZM101 200V201H100ZM104 200H106L105 202H104ZM107 200H109V202L107 201ZM110 200H111V202L113 203H111L110 202ZM114 200V201H113ZM134 200H141V201H138L139 203H142V207H141V205L139 204V205H136V203H137V201H135L134 202ZM153 200V201H152ZM161 200V201H160ZM249 201H250V198L248 199ZM41 201L42 202H45V203H41ZM86 201H87V204H85L86 203ZM129 201H131L130 202V209H126L125 210V212H124V208H126L127 207V205H128V208H129ZM143 201V202H142ZM150 201V202H149ZM7 202H8V204L9 205H7ZM26 204H25V203ZM37 202L38 203H40V207L38 206V209L39 210H41L40 211V213H39V211H37L36 209H35V207L33 208L32 206H30V204H33V203H36L37 204ZM65 202V203H64ZM66 202H67V204H66ZM98 202V203H97ZM146 202H148V203H146ZM152 202V203H151ZM154 202H157V209H156V203H154ZM159 202V203H158ZM162 202H164L163 204H164V206H165V208L164 207H162L163 206V204L161 205V203ZM3 203V204H2ZM12 203H14V206L17 208V206H18V208H17V210L15 209V207H13V205H12ZM55 205H54V204ZM72 203V204H71ZM83 203V202H82ZM111 203V204H110ZM143 203H144V205H143ZM251 203V202H250ZM262 203V202H261ZM6 204V205H5ZM16 204H17V206H16ZM35 204V205H36ZM42 204H44V206H42ZM60 204V205H59ZM64 204H65V206H67V207H64L63 208V210L61 211L60 209H62V206H64ZM106 204V205H107ZM134 204V206H132ZM149 204H150V206H149ZM159 204V205H158ZM229 204V203H228ZM262 204H264V203H262ZM5 205V206H4ZM34 205V206H35ZM38 205V204H37ZM45 205H47V206H45ZM53 205V206H52ZM60 207L59 208V210H58V206ZM79 205V204H78ZM152 205V206H151ZM231 205V204H230ZM4 206V207H3ZM8 206V207H7ZM50 208H49V207ZM96 206V207H95ZM136 206V207H135ZM144 206V207H143ZM146 206V207H145ZM147 206H148V208H147ZM5 207H7V209L5 208ZM12 208L11 210H10V208ZM31 207L33 208L32 209V212L34 213V215H39V216H34V218H36V221H37V219H41L40 218V216L41 215H43V216H41V217H49L48 219L46 218V219H44V220H46V221H44V222H46V224L44 223V225L46 226H44V228L40 225V222H36L35 220H34V218H33V220H32V217H33V215H31L30 214V212L31 211H29L28 209H31ZM43 207V208H42ZM46 207H47V209H46ZM56 207H57V209H56ZM136 208V209H134V208ZM137 207H138V210H137ZM9 208V209H8ZM36 208H37V206H36ZM41 208V209H40ZM44 208L46 209L45 211H44ZM51 209V208H53V209H51L50 211H49V209ZM55 208V209H54ZM73 208V207H72ZM71 208V209H72ZM7 211H6V210ZM35 209V210H34ZM64 209H65V211L66 212H63L64 211ZM74 209V208H73ZM77 209H79V210H77ZM105 209V210H104ZM114 209H116V210H114ZM133 209H134V211H133ZM142 209H143V211H142ZM158 209H160V210H158ZM161 209H163V211H164V209H165V211L163 212V211H161ZM4 210V211H3ZM9 210H10V212L13 210V212H14V214L17 216V217H14L15 215L13 214V212H11V213H9ZM35 212H34V211ZM48 210V212H46ZM53 210V211H52ZM81 210H83V212L81 211ZM103 210L104 211H106V212H103ZM130 210V211H129ZM132 210V211H131ZM141 210V211H140ZM147 210H149L150 212H151V214H150V212L148 211V213L147 212H145V211H147ZM18 211V212H17ZM37 211V212H36ZM44 213H43V212ZM57 211V213H55ZM61 211V212H60ZM116 211H118V213L116 212ZM121 211H123L122 212V216H121V214H120V212ZM138 211H139V213H138ZM154 211H155V213H154ZM158 211V212H157ZM166 211H169V213H170V215H171V213L173 214V215H171V216H174V218L172 217H170V215L169 214H167L166 213ZM2 212H3V214L5 215V213H9L8 215L10 216V217H13V218H9V216L7 215H5V217H4V215L2 214ZM16 212H17V214H16ZM49 212H51L50 214H52L53 215V218H51L52 216L49 214ZM64 213V215H65V217H64V215H63V213ZM78 212L79 213H84L85 215L84 216H86L85 218H88V220L87 219H84L83 217L84 216H82V214H79V219H78V217H76V216H78ZM89 212V213H88ZM127 212V213H126ZM144 212H145V214L147 215V216H145L144 215ZM163 212V213H162ZM46 213V214H45ZM56 215H55V214ZM62 213V214H61ZM76 213V214H75ZM123 213H125V215L123 214ZM130 213V214H129ZM131 213H133V214H131ZM141 213H143V214H141ZM12 216H11V215ZM30 214V215H29ZM49 214V215H48ZM60 214L61 215H63V216H60ZM75 214V215H74ZM98 214V215H97ZM120 214V215H119ZM136 214H137V217H136ZM141 214V215H140ZM20 215V216H19ZM24 215V216H23ZM54 215H55V217H57L58 216V218H56V219H58V222L59 223H55V222H57V221H55V222H51L50 221V219L52 220H55V217H54ZM82 217H81V216ZM121 216L120 218H119V216ZM138 215H140V216H143V217H145L144 219H146V217H148V215H149V220L148 219H146V221L143 219V221H141V217H139L140 218V220H136V218H138ZM154 215V218L155 219H152L151 220V218H153L152 216ZM155 215H156V217H155ZM59 216H60V218H62V219H65V220H60V218H59ZM106 216V215H105ZM165 216H166V218L169 220V223L167 224V222H168V220L165 218ZM6 217H8V218H6ZM21 219H20V218ZM30 217V218H29ZM95 217H93V218H95ZM126 217V221L127 222H130V224L129 223H124V218ZM129 217H131V219H129ZM151 217V218H150ZM159 217H160V219L162 220H160L159 219ZM18 218V219H17ZM68 218V219H67ZM75 218V219H74ZM76 218H77V221H74V220H76ZM83 218V219H82ZM124 220H123V219ZM135 218V221H141L140 223H141V225L142 224H144L145 225V223H147L148 221L149 222H154V223H156V224H150V223H147V226L150 228H148L146 225V227L143 225V227H141L140 226V224H139V222H135V227L133 226V225H131V224H134V222H133V219ZM163 218H165V220L163 219ZM169 218H171V219H169ZM247 218V217H246ZM4 221H3V220ZM11 219V220H10ZM25 220V221H22V220ZM27 219V220H26ZM29 219H30V221H29ZM72 219V220H71ZM83 220V222L86 220V223L84 222H82V220ZM119 219H121V220H123V221H121V220H119ZM157 219V220H156ZM249 219H250V217H249ZM2 220V221H1ZM10 220V221H9ZM19 220V221H18ZM21 220V221H20ZM66 220H69V221H66ZM71 220V221H70ZM81 220V221H80ZM154 220V221H153ZM161 222H160V221ZM172 220V221H171ZM28 221V222H27ZM33 221H35V222H33ZM39 221V220H38ZM67 222V223H65V222ZM72 221L73 222H75V223H72ZM99 221H100V223H99ZM103 221H105V223H103ZM156 221V222H155ZM165 221V222H164ZM20 222V223H19ZM23 222V223H22ZM29 224H27V223ZM30 222V223H29ZM41 222H42V220H41ZM51 224H53V225H55L54 227L52 226V225H50V223ZM96 222H98V223H96ZM123 222V223H122ZM132 222V223H131ZM8 223V224H7ZM43 223H41V224H43ZM62 223H64L62 226L65 228L66 226V224H68L67 225V227L63 230V229H61L62 227H61V224ZM69 223H70V225L72 224L73 225V227H72V225L71 226H69ZM80 223V224H81ZM96 223V224H95ZM107 223H110V224H107ZM157 223H159L158 225L160 226V224H161V226L159 227L158 225H157ZM163 223H165V224H163ZM171 223V224H170ZM173 223H174V225L175 226H173ZM11 224V225H10ZM19 226H18V225ZM23 224V225H22ZM26 224V225H25ZM49 224V225H48ZM56 224L58 225V226H56ZM60 224V225H59ZM74 224H75V226H77L76 228L74 227ZM81 224V225H82ZM93 224V225H92ZM100 224H102V226H99ZM104 224V225H103ZM112 224V225H111ZM116 224H119V227H117L116 228ZM124 224V225H123ZM139 224V230H141V231H139L138 230V232H134L135 231V229H136V231H137V229H138V227H137V225ZM40 225V226H39ZM94 225H97L98 226V228H99V230H98V228L96 229V232H95V227H93ZM107 225H109V227H111L112 226V229H113V231L112 230H108V227H107ZM152 225V226H151ZM167 225V227L168 228H166L165 226ZM169 225V226H168ZM11 226V227H10ZM35 226V227H34ZM37 226V227H36ZM38 226H39V228H38ZM96 226V227H97ZM107 227V228H104L103 229V227ZM118 226V225H117ZM125 226V227H124ZM129 226H133V228H128ZM156 226V227H155ZM10 227V228H9ZM27 227V228H26ZM40 227L41 228H43V229H45V230H41L40 229ZM50 229H49V228ZM51 227H52V229H51ZM59 227V228H58ZM70 227V228H69ZM122 227V228H121ZM140 227H141V229H140ZM154 227V228H153ZM158 227V228H157ZM169 227H172V228H169ZM174 227V228H173ZM8 228V229H7ZM46 228H47V231H46ZM54 228V229H53ZM71 228H72V230H73V233H74V231L76 232V234H79V235H83V236H85L84 238H85V240L83 241V239L84 238H79V236L77 237V235H75V233L73 234V233H71L72 231H71ZM77 228H79V229H77ZM93 228H94V230H93ZM103 229L104 231H105V234H103L104 236H102L101 234L102 233H104V232H100V231H102L101 229ZM127 228V229H126ZM135 228V229H134ZM165 228H166V230H165ZM6 229H7V231H6ZM9 229H12V230H9ZM38 229H40V231L38 230ZM60 229V231H63V234L64 233H66V234H62V232H59L58 230ZM66 229H67V231H66ZM81 229L83 230L82 232H81ZM105 229H107L108 231H106ZM111 229V228H110ZM120 229H122V231L120 230ZM147 229H149L148 231H147ZM163 229V230H162ZM173 229H175V230H173ZM27 230V231H26ZM32 230H33V232L35 233V235H33L34 233L32 232ZM49 230H51V231H49ZM53 230H55L54 231V233H53ZM87 230V229H86ZM85 230V231H86ZM99 232H98V231ZM134 230V231H133ZM152 232H151V231ZM157 232H156V231ZM4 231H6V232H4ZM36 231V232H35ZM43 231V232H42ZM46 231V232H45ZM79 231V232H78ZM109 231H112V233L111 232H109ZM154 231V232H153ZM8 232H9V234L10 235H8ZM13 232H15V234L13 233ZM20 232V233H19ZM27 232H28V234H27ZM32 232V233H31ZM45 232V233H44ZM48 232V233H47ZM53 234H52V233ZM57 232V233H56ZM69 232V233H68ZM81 232V233H80ZM114 232V233H113ZM124 232V233H123ZM150 232V233H149ZM156 232V233H155ZM162 232V233H161ZM165 232V233H164ZM12 233V234H11ZM51 233V234H50ZM58 233H61L62 234V236H64V237H66V235H67V233H68V235H67V242H64V243H62L64 246H62V244L61 245H59L58 246V244H60L59 242H60V240H58L59 242L57 243V236L56 235H58V236H60L61 237V235L60 234H58ZM96 233L98 234V235H96ZM138 233V234H137ZM140 233V234H141ZM152 233V234H151ZM20 234V235H19ZM39 234V235H38ZM43 234V235H42ZM94 234V235H93ZM118 234V233H117ZM139 234V235H140ZM177 234V233H176ZM232 234V233H231ZM229 235L228 237L229 238H231V240H227V242H225L223 239H222V242L228 247V248H226V246L225 247H223L222 246V243L220 244H218L217 246L218 247H223V252L220 250V252H219V248H218V254L219 253H223L222 255H226V257L228 256V257H231L230 255H233V253H238V251H239V253H240V250L241 249H243L244 251H245V249L248 247V246H246V247H244L243 246V243H241L240 244V242H238L237 244H236V242L234 241V239H232V235ZM32 235V236H31ZM40 235L42 236L41 238H40ZM46 235V236H45ZM47 235H49V236H47ZM50 235H52V236H50ZM54 235L56 236V237H54ZM75 235V236H74ZM82 235L80 236V237H82ZM18 236V237H17ZM27 236V237H26ZM43 236L46 238H43ZM89 234H88V238H90L91 237ZM110 236H112V235H110ZM131 236V235H130ZM231 236V237H230ZM39 237V238H38ZM49 237V238H48ZM51 237V238H50ZM52 237H53V239H52ZM91 237V238H92ZM1 238H0V241H2L1 240ZM6 238H9V240H7ZM19 238V239H18ZM27 238H28V241H27ZM30 238H32V239H30ZM33 238H36V241H34L33 240ZM43 238V239H42ZM48 238V239H47ZM59 238V237H58ZM61 238H63V237H61ZM157 238H159V241H158V239ZM13 239V240H12ZM14 239H16V240H14ZM41 241H39V240ZM64 239V238H63ZM71 239V238H70ZM108 239H109V237H108ZM146 239V238H145ZM221 239V238H220ZM31 240V241H30ZM32 240H33V242H32ZM45 240H47V242L45 241ZM53 240H55V241H53ZM62 240V239H61ZM66 240V238L64 239V241ZM77 240V241H78ZM94 240L95 239H93V241L92 242H94ZM97 240V239H96ZM98 240H99V238H98ZM107 240V239H106ZM134 240V239H133ZM136 240H138V238H136ZM135 240V241H136ZM147 240V239H146ZM149 240V239H148ZM10 242V243H8L7 244V242ZM13 241H15L14 242V244H13ZM17 241V242H16ZM25 241H26V243H25ZM63 241V240H62ZM73 241V240H72ZM122 242H120V241H115V243H112L111 241H106L105 242V240H104V242L106 243V244H103V243H101V241L99 242L101 245H111V246H116L117 245V243L119 244V245H122V244H124V245H134L135 243H137V242H134V241H132L131 243H129V244H127V241H125V240H121ZM229 241V242H228ZM23 242H24V244H25V246H24V244H23ZM76 242V241H75ZM75 242H73V243H75ZM89 243L91 242V239L88 241ZM87 242V243H88ZM90 243L89 245H94L93 243ZM103 242V241H102ZM117 242V243H116ZM126 242V243H125ZM128 242H130L129 241V239H128ZM140 242H143V244H149L148 242H146L145 240H143L142 239V241L141 240H139L138 241V244L140 243ZM151 242V243H152ZM235 242V243H234ZM12 243V244H11ZM18 243V245H16ZM30 243H32V245L29 244ZM55 243V244H54ZM56 243H57V246H55L56 245ZM85 243L86 242H84V245H85ZM98 243V241H97V243H95V244H99ZM107 243H109V244H107ZM121 243V244H120ZM229 243V244H228ZM11 244V245H10ZM21 246H20V245ZM140 244H142V243H140ZM228 244V245H227ZM233 244V246H231V245ZM239 244V245H238ZM5 245V246H4ZM7 245V246H6ZM13 245V246H12ZM38 245V246H39ZM42 245V246H43ZM44 245V246H45ZM67 245V244H66ZM70 246L72 245V244H69ZM136 245V244H135ZM245 245V244H244ZM4 246V247H3ZM11 246L13 247V248H11ZM20 246V247H19ZM23 246V247H22ZM63 248H62V247ZM83 246V245H82ZM96 246V245H95ZM236 246V249H237V247L239 248V246H241V248H239V249H237L238 251H236V249L234 248ZM18 247V249H15V248H17ZM26 247V248H25ZM30 247H33L32 249L30 248ZM49 247H51V245L49 246ZM24 248V249H23ZM27 248H29V249H27ZM56 248V249H55ZM250 248V247H249ZM249 248L248 249H246V251L244 252L243 250H241V252L243 251L244 253H246V255L245 256H243V257H239V256H241V255H239V254H234V255H236V256H238L240 259V263H243V262H241V261H245L246 259L244 258V257H248V261L249 260H251L252 262L251 263H254V262H256V260L255 259H252L253 258V255H254V253L253 252H250L249 251ZM254 248H256V247H254ZM22 249V250H21ZM26 249V250H25ZM231 251L232 252V254H230L229 252H225V251ZM231 249V250H230ZM28 250V251H27ZM30 250V251H29ZM59 249L58 250H56V251H60ZM235 250V251H234ZM260 250H262V249H259V251ZM55 251V252H56ZM217 251V250H216ZM247 251L249 252L248 254L251 256V257H249L248 256V254H247ZM61 252V251H60ZM261 252V251H260ZM59 253V252H58ZM58 253H56V254H58ZM227 253V254H226ZM229 253V254H228ZM244 253H242L243 255H244ZM253 253V254H252ZM264 253V252H263ZM262 253V254H263ZM55 254V255H56ZM217 254V259H218V257L220 256V254L218 255ZM54 255V254H53ZM236 256H233L234 258H237ZM264 256V255H263ZM220 257H224V258H226L225 256H220ZM232 257V258H233ZM223 258V259H224ZM232 259V262L234 263L235 261V259ZM263 258V257H262ZM61 259V260H60ZM227 260H229L230 261V259H228V258H226ZM245 259V260H244ZM219 260V259H218ZM221 260V259H220ZM246 260V261H247ZM68 261V260H67ZM66 261V262H67ZM225 261V260H224ZM237 261H238V259L236 260V263H237ZM228 262V261H227ZM250 262V261H249ZM230 263V262H229ZM233 263H230V264H233ZM239 263V261H238V263L237 264H240ZM245 263V262H244Z\"/></svg>","mask_w":264,"mask_h":264},{"label":"bare ground","instance_id":"2","mask_svg":"<svg viewBox=\"0 0 264 264\" xmlns=\"http://www.w3.org/2000/svg\"><path fill=\"white\" fill-rule=\"evenodd\" d=\"M19 26H20V25H19ZM7 31H8V30H7ZM2 32H3V31H2ZM1 35H3V33L0 34V38H1ZM4 35L7 36V33H6V34L4 33ZM17 35H18V34H17ZM7 37H8V36H7ZM63 37H64V36H63ZM68 37H69V36H68ZM5 38H6L5 36H4V38L2 37L3 40H4ZM4 41H5V40H4ZM4 41H2V42L0 41V43H2V44H0V45H1V46H0V50H1L0 53L2 54V55H0V58H1V56L3 57V52H2V51H4V50H2V48L5 47V46L8 48V46L5 45V44L8 42V41H7V38H6V41H7V42L3 44ZM43 41H44V40H43ZM59 41H60V40H59ZM59 41H58V42H59ZM48 42H49V41H48ZM55 42H56V41H55ZM55 42H54V43H55ZM58 42H56V43H58ZM56 43H55V44H56ZM60 43H61V42H60ZM64 43L66 44V42H64ZM29 44H30V43H29ZM65 44H64V48H65ZM67 44H69V43H67ZM67 44H66V45H67ZM2 45H4V46L2 47ZM75 45H76V44H75ZM55 46H56V45H55ZM58 46H59V45H58ZM61 46H62V44H61ZM236 46H237V45H236ZM35 47H36V46H35ZM67 47H68V45H67ZM67 47H66V48H67ZM69 47L71 48L70 51H71V50L73 51L72 47H74V51H75V48H76V49L78 48V47H75V46H72V45H70ZM69 47H68L67 49H69ZM7 48H6V49H7ZM20 48H21V47H20ZM52 48H53V47H52ZM64 48H63V49H64ZM10 49H11V48H10ZM81 49H82V48H81ZM23 50L25 51L26 49L23 48ZM57 50H58V49H57ZM61 50H62V49H61ZM29 51H30V50H29ZM54 51H55V50H54ZM66 51L69 52V53H72V51H71V52H70L69 50H66ZM79 51H81V50H79ZM82 51H83V50H82ZM82 51H81V52H82ZM84 51H85V50H84ZM4 52H5V51H4ZM13 52H14V51H13ZM15 52H16V51H15ZM22 52H23V51H22ZM25 52H26V51H25ZM62 52H63V51H62ZM77 52H78V49H77ZM85 52H86V51H85ZM23 53H24V52H23ZM36 53H37V52H36ZM56 53H57V52H56ZM73 53H74V52H73ZM4 54H6V53H4ZM13 54H14V53H13ZM13 54H12V55H13ZM38 54H40V53H38ZM38 54H37V56H38ZM59 54H60V53H59ZM62 54L64 55V53H61V55H62ZM66 54H67V53H65V55H66ZM75 54L78 55L79 52H78V54H77V53H75ZM80 54H81V55L83 54L82 56H83L84 58H86V57H85V56H86V53L83 52V53H80ZM6 55H8V56H7L8 58H9V56H11V55H9L8 53H7ZM6 55H4V57H5L6 59H5V58H3V59L1 58V61H0L1 63L4 62V61H6V62H7V61H8V62H10V61H13V62H14V61H18V63H17V62H14V63H16V64H15L16 66H15V65H12L13 62H11V64H9L8 62H7V64H5V63H6V62H5V63H3V65H1V63H0V68H2V69H3V66L6 67V68H8V66H9L10 68L13 69V71H11V69H9V71H8V69H6V71H8L9 74H5L6 72H5V71L2 72L3 70H1V71H0V81H1V78H2V77H3V78H6V77L8 78L9 76H11L12 73H13L12 75H15L14 72H15L17 69H18V70H17V71H18V72H17V75H15L14 77H16V80H18V79H19V78L17 79V77H18V73H19L21 70H20V68H19L17 65H18V64H19V65H23V62L25 63L26 60L23 61L24 58H23L22 56H20L19 54H18V55L20 56V58H18V59L15 58L16 55H15V56L13 55L14 58H13V57H10L9 59L6 57ZM18 55H17L16 57H19ZM40 55H41V54H40ZM63 55H62V56H63ZM69 55H70V54H69ZM72 55H73V54H72ZM76 55H75V56H76ZM89 55H90V54H89ZM89 55H88V56H89ZM93 55H94V54H93ZM114 55H115V54H114ZM42 56H44V55H42ZM56 56H57V55H56ZM66 56H67V55H66ZM94 56H95V58H96V55H94ZM97 56H98V55H97ZM21 57H22V58H21ZM31 57H32V56H31ZM40 57H41V56H40ZM45 57H46V55H45ZM58 57H60V56H57V58H58ZM64 57H65V56H64ZM80 57H81V56H80ZM83 57H81V58L84 60ZM27 58H28L27 61H29V60H30L29 56H28ZM27 58H26V56H25V59H27ZM47 58H48V57H47ZM55 58H56V57H55ZM55 58H54V59H55ZM65 58H67V57H65ZM65 58H64V60H65ZM70 58H72V56H71V57L69 56V58H67L66 60L69 61ZM97 58H99V56H98ZM117 58H118V57H117ZM13 59H14V60H13ZM21 59H23V60H21ZM41 59H42V58H41ZM54 59H53V60H54ZM60 59H62L60 62L64 61L63 58L60 57ZM78 59H79V58H78ZM78 59H77V61H78ZM100 59H101V61L103 60V59L101 58V56H100ZM9 60H10V61H9ZM31 60H32V59H31ZM34 60H36V59H33V61H34ZM71 60H73V61L75 60V63H76V58H75V59L73 58V59H71ZM79 60H80V59H79ZM88 60H91V56H90V58L88 57ZM95 60L97 61V59H95ZM106 60H107V59H106ZM106 60H105V61H106ZM36 61H37V60H36ZM36 61H34V63H35ZM68 61H66V62L68 63ZM86 61H87V60H86ZM96 61H95V62H96ZM110 61H112L113 65L115 66V64H114V63H115V60H110ZM19 62H20V63H19ZM50 62H51V61H50ZM64 62H65V61H64ZM70 62H71V64H72V61H70ZM70 62H69V63H70ZM80 62H81V61H80ZM88 62H89V61H88ZM92 62H93V61H92ZM92 62H91V64H92ZM28 63L31 65V64H32V61H29ZM34 63H33V66H35V64H36V63H35V64H34ZM75 63L73 62V65H74ZM83 63H84V62H83ZM99 63H101V62H99ZM105 63H106V62H105ZM107 63H108V61H107ZM109 63H110V62H109ZM116 63H118V62H116ZM4 64H5V65H4ZM25 64H26V63H25ZM25 64H24V65H25ZM29 64H26V66L23 65V66L25 67L26 71L23 69L24 67L21 68V69L23 70V73H24V74H25L28 70H30L29 68H27V67H31V66H28ZM38 64H39V63L37 62L36 65H37L38 69L36 70V67H35L36 72L40 71V70H39V67H40L41 65L38 66ZM56 64H57V63H56ZM71 64L66 65V63H65V64H64V65H65V68H64V66H63V68H62V67H61V66L63 65V62H62V63H61V66H60L59 68H60V69H64V70L66 69V70H67L66 67H67V66H70V67H71ZM79 64H80V63H79ZM81 64H82V63H81ZM87 64H88V63H87ZM101 64H103V62H102ZM7 65H8V66H7ZM10 65H11L12 67H11ZM54 65H55V63H54ZM75 65H77V63H76ZM99 65H100V64H99ZM106 65H107V64H106ZM119 65H120V63H119ZM1 66H2V67H1ZM13 66H14V67H13ZM42 66L44 67V65H42ZM80 66H81V65H80ZM86 66H87V65H86ZM95 66L98 68V64H96ZM103 66H104V64H103ZM116 66H117V64H116ZM116 66H115V67H116ZM15 67H16V68H15ZM78 67H79V65H78L76 68H78ZM82 67L87 68V67H85V65H83ZM91 67H92V66H91ZM91 67L89 66L88 69L91 68ZM99 67H100V66H99ZM101 67H102V66H101ZM105 67H106V66H105ZM107 67H108V66H107ZM115 67H114V68L112 67V69H114V70L116 71L117 69H115ZM123 67H124V65H123ZM14 68H15L16 70H15ZM31 68H34V67H31ZM41 68H42V67H41ZM44 68H45V67H44ZM54 68H56V67H54ZM72 68H73L72 70H75V69H76V68L74 69V66H73ZM102 68H103V67H102ZM109 68H111V66H109ZM109 68H108V69H109ZM79 69H81V68H79ZM88 69H85V71L88 70ZM95 69H96V68H95ZM127 69H128V68H127ZM14 70H15V71H14ZM33 70H34V69H33ZM33 70H32V72H35V71H33ZM42 70H43V68H42ZM45 70H46V68H45ZM50 70H51V69H50ZM64 70L62 71V73L60 72L61 74H59L60 76L58 77L57 80H59V78H60V79L62 78V74H63V75L66 74V73H63V72H66V71H64ZM68 70H69V69H68ZM76 70L78 71V69H76ZM82 70H83V68H82ZM82 70H79L78 74H76V75L79 76V75L81 74L80 71H81V72L84 71V70H83V71H82ZM91 70H92V71H90V69H89V71L91 72V74H92L93 72H94V73L96 72V71L94 70V67H93V69H91ZM99 70H101V69H99ZM48 71H49V70H48ZM77 71H76V72H77ZM85 71H84V72H85ZM89 71H88V73H90ZM97 71H98V70H97ZM115 71H114V72H115ZM117 71H118V70H117ZM120 71H122V70H120ZM120 71H119V73H121ZM8 72H7V73H8ZM10 72H12V73H10ZM21 72H22V71H21ZM30 72H31V71H29V73H30ZM32 72H31V79L29 78L30 75H29L28 73H26L25 75L21 73L22 75H24V76H23V81L26 80V78H27L26 75H28V83L31 84V83L33 82V81H32V78L34 79V77L36 76V74H35V75L32 77ZM86 72H87V71H86ZM86 72H85L84 74H85V75L87 74L88 77H90L91 74H88V73H86ZM103 72H104V70L102 71V73H103ZM111 72H112V71H111ZM42 73H43V72H42ZM45 73H46V74H49L48 72H45ZM50 73H51V72H50ZM73 73H74V75H75V72H73ZM96 73H97V72H96ZM99 73H100V72L98 71V74H99ZM106 73H107V72H106ZM106 73L104 72V74H106ZM119 73H117V75H118ZM126 73H127V72H126ZM4 74H5V75H4ZM46 74H45V76H46ZM68 74H69V73H68ZM104 74H101V77H102V75L104 76ZM6 75H8V76H6ZM39 75H41V73H39ZM42 75H43V74H42ZM42 75H41V76H42ZM70 75H72V73H71ZM81 75H83V73H82ZM81 75H80V78L78 77L79 79L83 78V76L81 77ZM121 75H122V74H121ZM5 76H6V77H5ZM25 76H26V78H25ZM55 76H58V74H56ZM55 76H54V77H55ZM68 76H69V75H68ZM95 76H96V74H95ZM97 76H98V75H97ZM99 76H100V74H99ZM107 76H108V78H110V77H109V74H108ZM107 76H106V77H107ZM111 76H113V75L111 74ZM124 76H125V75H124ZM37 77H39V76H36L35 78H37ZM74 77H76V76H74ZM85 77H86V76H85ZM101 77H100V80H101ZM125 77H126V76H125ZM9 78H10V77H9ZM43 78H45V77H43ZM47 78H49L48 80H50V76H49V75H48ZM56 78H57V77H55V79H56ZM65 78H66V77H65ZM78 78H76V82H77L76 84H77L78 87H79V86L81 85L82 82H81ZM91 78H93V77H91ZM116 78H119V76L116 77ZM122 78H123V77H122ZM122 78H121V79H122ZM14 79H15V78H14ZM38 79H39V78H38ZM38 79H37V80H38ZM45 79H46V78H45ZM51 79H52V81L54 80L53 77H52ZM71 79H73L72 76H71ZM77 79H78L81 83L78 82ZM84 79H85V78H84ZM84 79L82 80L83 83H84ZM93 79H94V78H93ZM95 79H96V78H95ZM104 79H105V78H104ZM111 79H112V78H111ZM111 79H110V80H111ZM121 79H120V80H121ZM124 79H125V78H124ZM124 79H123V80H124ZM131 79H132V78H131ZM5 80H6V79H5ZM19 80H20V79H19ZM30 80H31L32 82H31ZM41 80H42V79H41ZM41 80H40V81H36V80L34 79L35 82H33V83L36 84L35 87L38 86V83H37V82L40 83ZM62 80H63V83H62V82H61V83L59 82V81H61V80H59L57 83H58L59 85H62V84H63V85L65 86V84H64V80H65V79L63 78ZM67 80H68V77H67ZM73 80H74V79H73ZM85 80L88 81V82L85 81V83H86V84H87V83L89 84L88 86L86 85L87 87L92 86V84L90 85L88 79H85ZM91 80H92V79H91ZM105 80H107V79H105ZM112 80H113V79H112ZM118 80H119V79H118ZM120 80H119V81H120ZM126 80H127V79H126ZM126 80H125V81H126ZM137 80H138V79H137ZM140 80H141V79H140ZM8 81H9V80H8ZM26 81H27V80H26ZM93 81H94V80H93ZM114 81H115V80H113V82H114ZM119 81H118L117 83H119ZM125 81H124V83L121 82V81H120V82L123 83V84H125V85H127V84H126L127 81H126V82H125ZM18 82H19V81H18ZM55 82H56V81H55ZM67 82H68V81H67ZM72 82H73V81H72ZM90 82H91V81H90ZM96 82H97V81H96ZM96 82H94V83H96ZM111 82H112V81H111ZM111 82H110V83H111ZM128 82H129V81H128ZM15 83H16V81H15ZM33 83L31 84V86H30V84L28 85V84L26 83V86H27V87L30 86V88H31V87H34V84H33ZM43 83H44V82L42 81V84H40L41 87L39 86L40 88H42V87L49 88V87L51 86V84H54V82L52 83L51 81H50V86L48 85L49 82H48L47 84L44 83V84H46V85H43ZM57 83H56V84H57ZM85 83H84V84H85ZM97 83H98V82H97ZM105 83H106V82H105ZM107 83H108V82H107ZM114 83H115V82H114ZM121 83H120V84H121ZM145 83H146V82H145ZM145 83H144V84H145ZM16 84H18V83H16ZM19 84H20V83H19ZM19 84H18V85H19ZM73 84H75V82H73ZM76 84H75V85H76ZM79 84H80V85H79ZM111 84H113V83H111ZM136 84H139V83H136ZM141 84H143V83H141ZM9 85H10V84H9ZM47 85H48V86H47ZM59 85H58V86H59ZM63 85H62V86H59V88L56 86V89H55V88L53 89L54 92H56V93L52 92L53 90H52L51 88L55 87L54 85H52V87L50 88V90H51L53 96H57V93H58L59 91L61 92V90H62L61 88L64 87ZM68 85H69V84H68ZM71 85H72V83H71V81H70V85H69V86H71ZM75 85H73V86L75 87V88H74V89H75L74 91H76V88H77V85H76V86H75ZM82 85H83V84H82ZM82 85H81V87H86V86H82ZM100 85H101V84H100ZM100 85H99V86H100ZM105 85H106V84H105ZM105 85H103V86L101 85V86H102V87H106ZM109 85H110V84H109ZM125 85H122V87L125 86ZM132 85H133V83H132ZM134 85H135V84H134ZM1 86H2V85H1ZM26 86H21L22 88H21V87H18L19 89H17V87H16L17 90H16L15 88H14V89L12 88V89H13L14 91H15V90H16V91H19L20 88H21V90H24V89L26 88ZM73 86H71V87H73ZM96 86H98V85H95V87H96ZM99 86H98V87H99ZM110 86H111V85H110ZM118 86L121 87L119 84H118ZM128 86H129V84H128ZM147 86H148V88H147ZM8 87H9V86H8ZM12 87H13V86H12ZM24 87H25V88H24ZM60 87H61V88H60ZM67 87H68V86H67ZM87 87H86V88H87ZM93 87H94V86H93ZM107 87H109V86H107ZM107 87H106V89H107ZM112 87H114V84L112 85ZM126 87H127V86H126ZM126 87H125V88H126ZM130 87H131V84H130ZM130 87H127V88H130ZM133 87H135V86H133ZM137 87H138V85H136L135 88H137ZM142 87H143V85H142ZM142 87H141V88H142ZM0 88L2 89V87H0ZM23 88H24V89H23ZM30 88H28L29 90L26 88V90H28L29 93H31V91H35V90H31V91H30ZM117 88H118V87H116V90H117V92H118V89H117ZM135 88H134V89H135ZM141 88H140V89H141ZM145 88H147L148 91H146V92L148 93L149 90H150L149 88H151V87H150L149 85H146V84H145ZM3 89H4V90H5V89L7 90L6 87H5V88L3 87ZM9 89H10V88H9ZM31 89H33V88H31ZM59 89H60V90H59ZM64 89H65V87H64ZM67 89H69V88H67ZM71 89H72V88H71ZM78 89H80V90H78ZM100 89H102V88L99 87V90H100ZM109 89H111V87H110ZM114 89H115V87L112 88L113 92H112V90L110 91L113 95L115 94V93H114V91H115ZM143 89H144V88H143ZM143 89H141V90H142V93H143ZM10 90H11V89H10ZM44 90H45V89H44ZM47 90H48V89H47ZM47 90H46V91H47ZM50 90H48L47 92H49ZM56 90H59V91L57 92ZM72 90H73V89H72ZM72 90H71V91H72ZM77 90L80 92V91H84V90H87V89L82 90L81 88H77ZM103 90H105V89H103ZM120 90H121V91H120ZM120 90H119V91H120L121 93H123L124 90H123V91H122V89H120ZM126 90H127V89H126ZM130 90H132V89H130ZM130 90H129V91H130ZM138 90H139V88H138ZM138 90H137V91H138ZM37 91H38V89H37L35 92L31 93V95H32V94L35 95V94L37 93ZM41 91H43V88L41 89ZM41 91H39V93H40ZM46 91H45V92H41V93H42V94H45V93H47ZM71 91L69 92V90H68L69 93H66L67 96L72 95V92H73V91H72V92H71ZM78 91H76V92H78ZM88 91H89V90H88ZM101 91H102V90H101ZM107 91H108V90H106V92H105V91H104V92L107 93ZM134 91L136 92V90H134ZM144 91H145V90H144ZM150 91H151V90H150ZM11 92H12V91H11ZM11 92H10V94L12 95L13 92H12V93H11ZM21 92H23V91H21ZM26 92H27V91H24V93H26ZM51 92H50V93H51ZM62 92H63V95L61 94ZM62 92L60 93L59 99H58V97H56L57 100H60V98H61L62 96H64V93H65V92H64V91H62ZM85 92H86V91H85ZM89 92H90V91H89ZM89 92H88V93H89ZM99 92H100V91H99ZM108 92H109V91H108ZM115 92H116V91H115ZM117 92H116V93H117ZM120 92H119V93H120ZM132 92H133V91H132ZM139 92H141V91L139 90ZM153 92H154V91H153ZM4 93H5V92H4ZM4 93H3V94H4ZM29 93L27 92V95H28ZM34 93H35V94H34ZM41 93H40V94H41ZM50 93H49V94L47 93V94L50 95L51 98H53L52 95H51ZM73 93L75 94V92H73ZM83 93H84V92H83ZM86 93H87V92H86ZM119 93H118V94H119ZM121 93H120V94H121ZM151 93H152V92H151ZM155 93H156V92H155ZM3 94L0 93V95H1L0 98H3ZM10 94L8 93L7 95H6V94H4V95H5V97H6V96H8V95H10ZM13 94L16 95L17 93H13ZM19 94H20V93H19ZM19 94H17L16 96H21V95H19ZM37 94H38V93H37ZM40 94H39V96H40ZM58 94H59V93H58ZM68 94H70V95H68ZM80 94H81V93H80ZM118 94H116V95H118ZM125 94H126V93H125ZM143 94L145 95V93H143ZM143 94H142V95H143ZM148 94H149V93H148ZM159 94H160V93H159ZM161 94H162V92H161ZM253 94H254V93H253ZM253 94H252V95H251L250 93H249V95L246 94L247 97H248V99H246V100H247V101L252 100V101H254V102H257L258 100L256 101V99H259V98H256L257 96H256V97H253ZM11 95H10V96H11ZM23 95H26V94H23ZM23 95H22V96H23ZM76 95H77V93H76ZM94 95H95V94H94ZM121 95H122V94H121ZM123 95H124V94H123ZM138 95H139V94H138ZM155 95H156V94H155ZM166 95H167V94H166ZM166 95L163 93L162 96H165V97H166ZM236 95H237V94H236ZM236 95H235V96H236ZM12 96H13V95H12ZM12 96H11L10 98H13V100H14L15 96H14V97H12ZM28 96H29V95H28ZM28 96H27V97H28ZM46 96H47V95H46ZM65 96H66V95H65ZM65 96H64V97H65ZM67 96H66V97H67ZM73 96H74V95H73ZM78 96H79V94H78ZM80 96H81V95H80ZM84 96H85V97H84ZM84 96H81V97L86 98V95H84ZM91 96H92V95H91ZM91 96H90V97H91ZM106 96H107V95H106ZM109 96H110V94H109ZM109 96L107 97V100H109V99H108V98H110ZM114 96H115V95H114ZM119 96H120V95H119ZM119 96H117V97H119ZM134 96H135V94H134ZM134 96H133V97L131 96V97L133 98V99H131V100H134V98H135ZM145 96H146V98H147V100H148V99H149V98H148V95H145ZM157 96H158V92H157ZM231 96H232V95H231ZM27 97H24V99L27 98ZM66 97H65V98H66ZM71 97H72V96H71ZM92 97H94V96H92ZM95 97H96V96H95ZM95 97H94V99H95ZM99 97H100V96H98V98H99ZM111 97H112V96H111ZM115 97H116V96H115ZM115 97H113V99H115ZM124 97H126V96H124ZM124 97L121 96V98H124ZM149 97H150V95H149ZM153 97H154V96H153ZM242 97L245 98V95L243 94ZM247 97H246V98H247ZM6 98H7V97H6ZM16 98H17V97H16ZM16 98H15V99H16ZM54 98H55V97H54ZM75 98H77V97H75ZM78 98H79V97H78ZM119 98H120V97H119ZM128 98H130V97H127L125 100L127 101ZM137 98H138V97H137ZM146 98H145V99H146ZM150 98H151V97H150ZM159 98H160V97H159ZM252 98H253V99H252ZM255 98H256V99H255ZM19 99H22V97L19 98ZM27 99H28V98H27ZM36 99H37V98H36ZM86 99H88V97H87ZM92 99H93V98H92ZM92 99L90 98V101H91ZM96 99H97V97H96ZM96 99H95V100H96ZM101 99H102V98H101ZM103 99H104V98H103ZM103 99H102V100H103ZM111 99H112V98H111ZM111 99H110V100H111ZM117 99H118V98H117ZM135 99H136V98H135ZM138 99L140 100V98H138ZM154 99L157 100L158 97H157V98H154ZM161 99H162V98H161ZM163 99H164V97H163ZM169 99H170V98H169ZM229 99H230V98H229ZM229 99H228V97H227V99H224V101H225V100L229 101ZM232 99H234V96H233ZM232 99H231V102H232L233 105L235 104V106H237L236 108H238L239 106H241V104H240L239 106H238V104H239V103H242V102L244 101L241 97H239V99H240V102H239L238 96L235 97V99L238 100L237 102H236V100H235V102L232 101ZM1 100H2V99H1ZM3 100H4V99H3ZM13 100L11 99L10 102H12ZM38 100H39V99H38ZM38 100H37V102L33 100V101L35 102V106H34V107L37 106L36 104H39V105H40V103L38 102ZM45 100H46V99H45ZM47 100H48V99H47ZM105 100H106V97H105ZM105 100H104V102H105ZM107 100H106V102H107ZM139 100H138V101H139ZM141 100H142V99H141ZM147 100H146V101H147ZM150 100H151V99H150ZM158 100H159V99H158ZM158 100H157V101H158ZM167 100H168V99H167ZM241 100H243V101H241ZM260 100H261V98H260ZM15 101L18 102V105L20 104V103H19V100H14V102H13L14 104H15ZM39 101H40V100H39ZM42 101H43V100H42ZM42 101H41V103H42ZM50 101H51V100H50ZM97 101H98V100H97ZM112 101L115 102V100H112ZM129 101H130V99H129ZM135 101H136V100L133 101L134 104H135V103H138V102H135ZM153 101H154V100H153ZM163 101H165V100H163ZM163 101H162V102H163ZM191 101H192V100H191ZM261 101H263V100H261ZM21 102H22V100H21ZM25 102H26V101H25ZM34 102H33V103H34ZM43 102H44V101H43ZM51 102H54V101H51ZM91 102H93V101H91ZM100 102H101V101H100ZM106 102H105V103H106ZM114 102H113V104H112L113 106L115 105ZM124 102H125V101H124ZM124 102L122 101V103H124ZM141 102H143V101H141ZM148 102H150V101H148ZM162 102H161V104L164 103V105H166L165 103L169 102V100H168L167 102H163V103H162ZM170 102H171V99H170ZM188 102H189V101H188ZM195 102H196V103L191 102L192 104H191L190 102H189V103H190L192 106H194V105L197 104V100H196ZM199 102H200V101H199ZM199 102H198V103H199ZM244 102H245V101H244ZM259 102H260V101H259ZM259 102L255 103L256 106L258 105V108H259V109L264 108V101H263V103H261V104H260ZM22 103H23V102H22ZM49 103H50V102H49ZM55 103H57V101H55ZM85 103H86V102H85ZM110 103H111V101H110ZM117 103H118V102H117ZM117 103H116V104H117ZM119 103L121 104V100H120ZM129 103H130V102H129ZM131 103H132V101H131ZM133 103H132L131 105H134ZM158 103H159V102H157V104H158ZM182 103H183V102H180V103L178 102V105H179V106L176 105V106L178 107V111L176 112V113H178L177 116H178V118H180V120L182 121V122L180 123V122H179L180 120L178 119V120H179L178 122L180 123V127H179V125L177 126V127H179V131H176V130H175L176 132H179V133H176V132L174 131V132L178 135V136L176 135V137H175V138L177 139V141H176L175 143H177V142L179 143V142H180V144L177 143L178 145H181L182 142H184V139H183L182 134H184V132H183V127H184V125H185V126L187 125V124L184 123V122H186L185 120H187V122L189 121V124H197V123H198L197 121H199L201 124H203V125H201V126H205V125L209 124L210 122L212 123V120H214V119L217 121V119H216L217 117H218V119L221 118V116H217V114H214V115L212 114V113H215V112H211V113L209 112V113H207L208 111L206 110V113H205V112H204V109H203V107H202L201 104H200L201 106H200L199 104H197L196 106H194V108L192 109V112H194L193 114H188L185 110L182 109V107H181V106H183ZM189 103H187V106H188ZM200 103H201V102H200ZM228 103H229V105H230V102H228ZM0 104H2V107L4 106L3 102H2V103L0 102ZM11 104H12V103H11ZM14 104H13V105H14ZM23 104H24V103H23ZM23 104H21V105H23ZM28 104L30 105L29 101H28ZM28 104H27V105H28ZM31 104H32V102H31ZM45 104H46V102H45ZM45 104H44V105H45ZM62 104H63V103H62ZM94 104H95V103H94ZM102 104H103V103H102ZM125 104H126L127 106L125 105L126 107H124V108H127V107L129 108L127 102H126ZM139 104H140V102H139ZM144 104L147 105V102H146V103L144 102ZM144 104H143V105L140 104V106L138 105V106H139L138 108H140L141 105L144 106V108H145V105H144ZM152 104H154V103H153V102L151 103V107H149L150 110L148 109L149 112H150L151 110H153L154 107H156L155 109H157L158 111L154 109V112L151 111V114H149L148 112L143 111V112L148 113V114H147L146 116H142V115H140V116H142V117L144 118V117H147V116L150 115V116H149V118H150L151 115H153L152 113H154L153 116L157 117V116H159V115H157L158 112H159L160 115H161L162 111L165 112L166 109L161 108L163 105L159 108L158 106H159L160 104H158V106H157V104L155 103L156 106H154V107H152ZM168 104H170V103H168ZM172 104H175V103H172ZM15 105H16V104H15ZM18 105H17V107H18ZM27 105H26V106H27ZM54 105H55V104H54ZM81 105H83V104H81ZM88 105H89V102H88ZM107 105H108V104H107ZM107 105L104 104V106H106V107H107ZM122 105H123V104H122ZM122 105H121V106H122ZM198 105H199V106H198ZM7 106H9V105H7ZM7 106H6V107H7ZM26 106H25V108H26ZM32 106H33V104L30 105V107H32ZM46 106H48V105L46 104ZM46 106H45L44 109H46ZM49 106H50V104H49ZM57 106H58V105H57ZM57 106L55 105L54 107H57ZM63 106H64V104L59 106V107L62 108V109L60 108L62 111L58 110L59 107H57L58 109L56 108V109L58 110L59 113H60V112H63V113H64L63 110L67 111V110H66L67 108L64 106V108H66V109H64ZM100 106H101V105H100ZM104 106H103L102 108H104ZM113 106H112V107H113ZM118 106H119V105H118ZM136 106H137V105H136ZM169 106H170V105H169ZM172 106H174V105H172ZM172 106H171V107H172ZM2 107H1V108H2ZM10 107H12V106H9V109H10ZM13 107L15 108L16 106H13ZM27 107H29V106H27ZM40 107H41V105H40ZM42 107H43V106H42ZM52 107H53V105H52ZM95 107H96V106H95ZM97 107H98V104H97ZM106 107H105V108H106ZM110 107H111V105H110ZM114 107H115V106H114ZM122 107H123V106H122ZM132 107H135V106H131V107H130V110H131ZM157 107H158L159 109H158ZM163 107H164V106H163ZM167 107H168V106H167ZM190 107H191V106H190ZM200 107H201V108H200ZM7 108H8V107H7ZM7 108H2V109H5V111H7V110H6ZM18 108H19V107H18ZM22 108H23V107H22ZM47 108H48V107H47ZM49 108H50V107H49ZM93 108H94V107H93ZM105 108H104V109H105ZM119 108H120V107H119ZM119 108H118V109H119ZM138 108H137V109H138ZM142 108H143V107H141L140 110H138V111L136 110L137 112H139L138 114H141L140 111L142 110ZM144 108H143V110H144ZM151 108H152V109H151ZM174 108H176V107H173V109H174ZM236 108H232V107H231L229 111L227 110V112H226V110H225L226 113H224V114H226V115H224V114L221 113L222 116L224 115L222 118H223V120L225 119V121H224L225 123L228 122L227 120H231V121L234 120V121H236L235 119H238V118H236V117H238L237 114L240 113V115H241V120L239 119V120H240L239 123H241V124H239V123H238V120H237L236 123H238L239 126H236V125H234V124L230 121L231 124H230V123H229V124H230V125L233 124V126H230V125H229V127L227 126L228 129L231 127L230 130H226L227 133H228V132L230 133V131H231V133H233V134H231V135H235V133H237L236 135L240 136V137H241V140H242V141H245V142H248V141H252V142H253L255 136H256V139L260 138L261 135H262V137H263V136H264V132H263V131H264V129H263V128H264V113H261V111H258V112H257V110H256V112L254 111V114H253L252 112H248V111L251 110V109H249L248 111H243V108H242V110H240L239 108H238V109H236ZM258 108H257V109H258ZM20 109H21V108H20ZM23 109H24V108H23ZM29 109H30V108H29ZM35 109H36V108H35ZM35 109H34V110H33V108H32V110L30 109L29 113H31V111H32V112L35 111ZM37 109H39V106H38ZM50 109H51V108H50ZM50 109H49V110H50ZM52 109H53V108H52ZM56 109H53V110H55V112H56V111H57ZM110 109H111V108L106 109V110H109V111H110ZM114 109H115V108H114ZM160 109H161L162 111H161ZM163 109H164V110H163ZM167 109H168V108H167ZM171 109H172V108H171ZM173 109H172V110H173ZM198 109H199V110L201 109V110L199 111ZM25 110L27 111V109H25ZM42 110H43V109H42ZM69 110H70V109H69ZM111 110H112V109H111ZM119 110H121V108H120ZM126 110H127V109H126ZM132 110H133V109H132ZM145 110H146V109H145ZM202 110H203V112H204L205 114H204V113L201 114V113H202ZM5 111H4V112H5ZM40 111H41V109H40ZM83 111H84V110H83ZM98 111H100V110H98ZM109 111H108V113H109ZM115 111H116V110H115ZM117 111H118V110H117ZM117 111H116V112H117ZM127 111H129V109H128ZM134 111H135V109H134ZM156 111H157V113H156ZM160 111H161V113H160ZM221 111H222V110H221ZM230 111H231L232 113L234 112V115H237V116H235L234 119H233L234 115H233ZM0 112H1V111H0ZM8 112H9V111H8ZM11 112H12V111H11ZM35 112H36V111H35ZM53 112H54V111H52L51 113H48V114H52ZM58 112H57V113H58ZM110 112H111V111H110ZM120 112H121V111H120ZM120 112H117V113H120ZM122 112H123V111H122ZM129 112H130V111H129ZM141 112H142V111H141ZM164 112L162 113V115L167 114L168 110L166 111V113H164ZM169 112H170V111H169ZM199 112H200V113H199ZM229 112H230V114H229ZM9 113H10V112H9ZM15 113H17V112H15ZM18 113H19V112H18ZM24 113H25V112H24ZM29 113H28V114H29ZM33 113H34V112H33ZM43 113H45V111L39 113V115L42 116ZM63 113H60V114L62 115V117L64 116ZM105 113H107V112H105ZM125 113H126V111H125ZM127 113H128V112H127ZM127 113L124 114V115H127ZM135 113H136V112H135ZM155 113H156V114H155ZM172 113H173V112H172ZM198 113H199V114H198ZM217 113H218V111H217ZM235 113H237V114H235ZM251 113H252V114H251ZM26 114H27V113H26ZM28 114H27V115H28ZM34 114H35V113H34ZM37 114H38V113L36 112V115H37ZM55 114H56V113H55ZM112 114H113V113H112ZM112 114L109 113V115H111V116H112ZM121 114H122V113H121ZM121 114H120V115H121ZM132 114H133V113H132ZM136 114H137V113H136ZM173 114H174V113H173ZM200 114H201L202 116H201ZM210 114L213 115V117H211ZM221 114H218V115H221ZM1 115H2V114L0 113V116H1ZM4 115H6V112L3 114V116H4ZM17 115H18V114H17ZM56 115H57V114H56ZM61 115L58 114V116H61ZM106 115H107V114H106ZM124 115L122 114V118H121V116H120L119 119H122L123 121L126 120L125 122H127V121L133 122V121L129 120V119L131 118V117L129 118L130 115H129V116L127 115L128 118H129L128 120H127V117H126V116H125L126 118L123 117ZM143 115H144V114H143ZM156 115H157V116H156ZM175 115H176V114H175ZM198 115H199L200 117H199ZM227 115H228V116H227ZM230 115H231V116H230ZM232 115H233V116H232ZM18 116H19V115H18ZM25 116H26V115H25ZM30 116H31V115H30ZM33 116H34V115H33ZM45 116H46V115H45ZM47 116H49V115H47ZM50 116H51V115H50ZM52 116H53V115H52ZM113 116H114V115H113ZM132 116H133V115H132ZM138 116H139V115H138ZM153 116H152V117H153ZM177 116H176V117H177ZM214 116H215V118H214ZM216 116H217V117H216ZM8 117H9V116H8ZM8 117H7V118H8ZM39 117H40V116H39ZM43 117H44V116H43ZM54 117H55V116H53V118H54ZM65 117H66V116L63 117L64 120H65V119L67 120V118H65ZM76 117H77V116H76ZM78 117L81 118V115H79ZM117 117H118V114H116V118H112V119H114V120L116 119L115 121H117V120H119ZM135 117H137V115H135ZM142 117H141V118H142ZM152 117H151V118H152ZM155 117H154V118H155ZM161 117H162V120H163V118H166L167 115H166V116H159V117H157V119H158V118H161ZM172 117H173V115H172ZM201 117H202V118H201ZM219 117H220V118H219ZM5 118H6V117L4 116V119H2V121H3V120L5 121ZM12 118H13V116H12ZM15 118H16V117H15ZM35 118H38V117L36 116ZM45 118H46V117H45ZM55 118H56V117H55ZM57 118H58V117H57ZM60 118H61V117H60ZM60 118H59V119H60ZM74 118H75V116H74ZM74 118H73V120H74ZM123 118H124V119H123ZM137 118H138V117H137ZM137 118H136V119H137ZM147 118H148V117H147ZM147 118H146V119H147ZM149 118H148V119H149ZM151 118H150V119H151ZM174 118H175V117H174ZM20 119H22V118H20ZM20 119H19V120H20ZM28 119H29V118H28ZM49 119H50V118H49ZM49 119H48V120H49ZM134 119H135V118H134ZM134 119H132V120H134ZM136 119H135V121H136V123H137V121H139V120H136ZM169 119H170V118H169ZM169 119H168V117H167V119H166V120H168V121H167V122H168V125H169L170 123H172V122L170 121L171 119H170V120H169ZM182 119H183L184 121H183ZM9 120H10V119H9ZM31 120H32V119H30V120H28V121H31ZM34 120L36 121V119H34ZM37 120H38V119H37ZM57 120H58V119H57ZM61 120H62V121H61ZM61 120H59V121H61V123L63 124V121H64V120H63V119H61ZM69 120H70V119H69ZM75 120H76V119H75ZM75 120H74V122H75V124H76V121H78L79 118H78V120H76V121H75ZM140 120H141V124H142V121L146 122L145 119H140ZM152 120H153V119H152ZM152 120H151V121H152ZM159 120H160V119H159ZM159 120H158V122H159ZM162 120H161V121H162ZM223 120H222V121L218 120V121H220V123H222ZM252 120H253L255 123H257V125H254V124L252 123ZM24 121H26V119H25ZM24 121H23V122H24ZM35 121H34V122H35ZM39 121H44V120H43V119H42V120L39 119V120L37 121V124H38ZM52 121H53V119H52ZM52 121H51V122H52ZM71 121H72V120H71ZM115 121H114V122H115ZM151 121H150V122H151ZM153 121H156V119L153 120ZM161 121H160V122H161ZM216 121H214V122H216ZM218 121H217V123H216L215 125H218V123H219ZM6 122H7V119H6ZM6 122H0V124H1V123H6ZM15 122H17V125H18V121H15ZM26 122H27V121H26ZM26 122H25V123H26ZM32 122H33V121H32ZM46 122H48V121L45 120V123H46ZM55 122H56V121H53V123H55ZM68 122H69V121H68ZM74 122H72V124H73ZM80 122H81V121H80ZM80 122H79V123H80ZM82 122H83V121H82ZM119 122H121V120H119ZM139 122H140V121H139ZM144 122H143V123H144ZM148 122H149V120H148ZM163 122L165 123V121H162V123H163ZM167 122H166V124H167ZM169 122H170V123H169ZM178 122H177V124H179ZM187 122H186V123H187ZM224 122H223V123H224ZM19 123H20V122H19ZM21 123H22V122H21ZM28 123H29V122H28ZM43 123H44V122H43ZM49 123H50V121H49ZM58 123H59V122H57V124H58ZM70 123H71V122H70ZM83 123H84V122H83ZM112 123H113V122H112ZM123 123H124V122H123ZM123 123H120V125H122ZM151 123H153V122H151ZM225 123H224V124H225ZM6 124H7V123H6ZM6 124H5V125H6ZM9 124H11V122H9ZM26 124H27V123H26ZM47 124H48V123H47ZM62 124H61V126L63 127ZM68 124H69V123H68ZM75 124H74V125H75ZM116 124H117V123H116ZM118 124H119V123H118ZM124 124H125V123H124ZM127 124H128V127L131 125V124L128 123V122H127ZM127 124H126V126L124 125V128H125V127L127 128ZM141 124H140V126H141ZM149 124H150V123H148V125H149ZM5 125L3 126V125L1 124L0 126H1L2 128H6ZM17 125H16V126H17ZM20 125H21V124H20ZM22 125L24 126V123H23ZM22 125H21V126H17V129H18V127H21V128H22ZM29 125H32V124L29 123ZM41 125H42V124H41ZM69 125H70V124H69ZM87 125H88V124H87ZM144 125H147V124H144ZM153 125H154V124H153ZM157 125H158V124H157ZM170 125H171V124H170ZM174 125H175V124H174ZM197 125H198V124H197ZM226 125H228V123L225 124L224 126H226ZM10 126H11V125H10ZM27 126H28V125H27ZM32 126L36 127L37 125H32ZM42 126H43V125H42ZM42 126H41V129H43V130L40 129V130H38L37 132H39V131H40V132H42V131L45 132V129H50V128H47V127H49V124H48L47 127H46L45 124H44L45 129H44V127H42ZM54 126H55V125H53V127H54ZM58 126H60V124H59ZM66 126H68V125H66ZM71 126H73V125H70V129L68 128L69 130H72ZM77 126H78V125H77ZM79 126H80V125H79ZM79 126H78V127H79ZM131 126H132V129H131V130L133 131V127H134L133 124H132ZM137 126H139V125L137 124ZM137 126H136V127H137ZM150 126H151L152 128H154L153 130L155 131V126H152L151 124H150ZM161 126H162V125H160V129H159V130H161V128L163 127V126H162V127H161ZM188 126H191V125H188ZM7 127H8V126H7ZM13 127H14V128H13ZM28 127H29V126H28ZM30 127H31V126H30ZM51 127H52V126H51ZM53 127H52V128H53ZM62 127H61V128H62ZM74 127H75V126H74ZM78 127H77V128H78ZM81 127L85 128L86 126L84 125V126H81ZM122 127H123V125H122ZM136 127H135V129H136V131H138L140 128L138 129V128H136ZM141 127H142V126H141ZM145 127H147V126H145ZM158 127H159V125H158L156 128L158 129ZM170 127H171V126H170ZM227 127H226V128H227ZM8 128H9V127H8ZM8 128H6V129L8 130V134H7V135L10 136V135H11V134H9V132H10L9 129H10V128H9V129H8ZM11 128H13V130H14V129H15V125H13ZM26 128H27V127H26ZM52 128H51V129H52ZM54 128H55V127H54ZM56 128H57V127H56ZM61 128H60V130H61ZM83 128L80 129V130H83ZM119 128H120V126H119ZM148 128L150 129L149 126H148ZM165 128H167L166 130L169 129V127H166V126H165ZM199 128H200V127H199ZM17 129H15V130L18 131V134H19V129H18V130H17ZM24 129H25V128H24ZM57 129H58V128H57ZM63 129H64V128H62V130H63ZM66 129H67V128L65 127V130H66ZM74 129H75V128H74ZM121 129H122V128H121ZM144 129H145V128H144ZM163 129H164V128H163ZM0 130H1V128H0ZM3 130H4V129H3ZM10 130H11V129H10ZM69 130H68V131H69ZM84 130H85V129H84ZM124 130H125V129H124ZM126 130H128V128H127ZM129 130H130V128H129ZM131 130H130V131H131ZM140 130H141V131H138V132H135V133L138 134L139 132H140V133L145 132V130L142 131L143 128H141ZM151 130H152V129H151ZM169 130H170V129H169ZM23 131H24V130H23ZM28 131H29V130H28ZM28 131H27V133H28ZM46 131H47V130H46ZM72 131H73V130H72ZM156 131H158V130H156ZM226 131H225V132H226ZM48 132H51V130H48ZM55 132H57V130H55ZM66 132H67V131H66ZM80 132H81V131H80ZM133 132H134V131H133ZM165 132H166V131H165ZM165 132H164V133H165ZM21 133H22V131L20 132V134H21ZM23 133H24V132H23ZM30 133H33V132H30ZM35 133H36V132H35ZM46 133H47V132H45V134H46ZM77 133H78V132H77ZM135 133H134V134H135ZM140 133H139V134H140ZM145 133H146V132H145ZM159 133H160V132H159ZM164 133H163V136L161 135L162 137H164ZM166 133H167V132H166ZM169 133H170V131H169ZM14 134H16V132H15ZM18 134H16V135H18ZM142 134H143V133H142ZM161 134H162V133H161ZM167 134H168V133H167ZM167 134H165V135H167ZM24 135H25V134H24ZM39 135H40V134H39ZM51 135L54 136V133L51 134ZM84 135H85V134H84ZM84 135H83V136H84ZM91 135H92V134H91ZM94 135H97V134L94 133ZM146 135H147V133H146L144 136H146ZM149 135H150V134H149ZM151 135H152V134H151ZM151 135H150V136H151ZM170 135H171V134H169L168 136H170ZM186 135H187V134H186ZM257 135H258V137H257ZM0 136L3 137L1 134H0ZM18 136H21V135H18ZM22 136H23V134H22ZM32 136H33V135H32ZM35 136H36V135H35ZM37 136H38V135H37ZM40 136H41V135H40ZM40 136H38V137H40ZM154 136H155V132H154ZM154 136H151L152 141H153V139H155ZM161 136H160V137H161ZM174 136H175V134H174ZM174 136L171 135L170 138L172 139V137H174ZM5 137H6V136H5ZM16 137H17V136H16ZM23 137H24V136H23ZM38 137H37V139H38ZM42 137H43V136H42ZM42 137H41V138H42ZM45 137H46V136H45ZM85 137H87V136H85ZM93 137H94V136L92 135V138H93ZM132 137H133V136H132ZM132 137H131V138H132ZM134 137H136V136H134ZM140 137H141V135H140ZM12 138H15V137L13 136ZM25 138H26V137H25ZM28 138H31V136H29ZM51 138H52V137H51ZM88 138H91V137H87V139H88ZM95 138L98 139L99 137L96 136ZM95 138H94V140H95ZM102 138H103V137H102ZM138 138H139V137H137V139H138ZM143 138H144V137H143ZM148 138H150V137H148ZM164 138H165V137H164ZM167 138H169V137H167ZM263 138H264V137H263ZM6 139H7V138H4V140H3V138L1 139V140L5 141V142L7 141V145H5V147L8 146V145H9L8 142H10V140H9L10 138H8L7 140H6ZM26 139H27V138H26ZM31 139H32V138H31ZM31 139H30V140H31ZM39 139H40V138H39ZM104 139H105V137H104ZM106 139H107V138H106ZM141 139H142V137H141ZM141 139H138V142H139V140H141ZM146 139H147V138H145V141H147ZM158 139H159V136H158ZM176 139H175V140H176ZM178 139H179V140H178ZM1 140H0V141H1ZM16 140L19 141V138L16 139ZM16 140H14V141L11 140V145L13 144V142H15V150L18 151V150L20 149V151L22 152L24 149H26V148L21 149V148H19V146H18V149H17V145H18L20 142L17 143ZM33 140H34V139H33ZM42 140L45 141V140H44V137L42 138ZM42 140H41V141H42ZM50 140H51V139L49 138V141H50ZM70 140H71V139H70ZM88 140H89V139H88ZM135 140H136V139H134L133 141H135ZM142 140H143V139H142ZM155 140H157V136H156V139H155ZM155 140H154V141H155ZM159 140H161V139H159ZM258 140H259V139H258ZM25 141H26V140H25ZM27 141H29V139H28ZM38 141H39V140H38ZM38 141H36V142H38ZM43 141H42V143H44ZM47 141H48V140H47ZM77 141H79V140H77ZM82 141H83V140H82ZM85 141H86V139H85ZM90 141H92V140H90ZM106 141H108V140H106ZM152 141H151V144L154 143V144H152V145H155V143H156L158 140H157L156 142H154V141L152 142ZM172 141H173V140H172ZM172 141H171V142H172ZM259 141H260V140H259ZM262 141H263L262 143L264 144V139H263ZM21 142H22V141H21ZM97 142H98V141H97ZM108 142H109V141H108ZM140 142H142V141H140ZM148 142H149V139H148ZM159 142H160V141H159ZM162 142H163V141H162ZM162 142H161V143H162ZM171 142H169V143L171 144ZM255 142H256V141H255ZM255 142L253 143V145L255 144ZM0 143H2V142H0ZM3 143H4V142H3ZM3 143H2L3 148H5V147H4V144H5V143H4V144H3ZM16 143H17V144H16ZM39 143H41V142H39ZM39 143H37V144L39 145ZM47 143H48V142H47ZM47 143H46V145H48ZM80 143H82V142H79V144H80ZM89 143H90V142H89ZM91 143H93V142H91ZM91 143H90V144H91ZM136 143H137V141H136ZM146 143H147V142H146ZM157 143H158V142H157ZM161 143H160V146H163V145H161ZM166 143H167V140H166ZM184 143H185V142H184ZM256 143L261 144V142H256ZM22 144H23V142H22ZM25 144H26V143H25ZM34 144H35V143H34ZM50 144H51V143H50ZM56 144H57V143H56ZM72 144H73V143H72ZM74 144H75V143H74ZM74 144H73V145H74ZM77 144H78V142H77ZM86 144H87V142H86ZM101 144H102V143H101ZM137 144H139V143H137ZM140 144H141V143H140ZM140 144H139V145H140ZM144 144H145V142H144ZM148 144H149V143H148ZM158 144H159V143H158ZM158 144H157V146H158ZM162 144H164V143H162ZM173 144H174V143H173ZM11 145H10V146H11ZM40 145H41V144H40ZM40 145H39V146H40ZM75 145H76V144H75ZM102 145H103V146H106V145H108V144H107L106 142H104V144H102ZM141 145H143V144H141ZM167 145H168V144H167ZM171 145H172V144H171ZM249 145H251L250 142H249L248 146H249ZM253 145H252V146H253ZM10 146H9V147H10ZM20 146H21V145H20ZM25 146H26V145H25ZM49 146H50V145H49ZM82 146H84V144H83ZM82 146H81V147H82ZM91 146H92V145H91ZM172 146H173V145H172ZM175 146H176V147H175ZM175 146H174V148H177V145H175ZM246 146H247V145H246ZM256 146L258 147V145H254V148H253V149H256ZM261 146L263 147L264 145H261ZM41 147H42V145H41ZM45 147H46V146H45ZM50 147H51V146H50ZM50 147H49V148H50ZM94 147H95V146H94ZM141 147H142V146H141ZM145 147H146V149H148V147H147L146 145H145ZM150 147H151V145H150ZM150 147H149V148H150ZM163 147L165 148V147H167V146L164 144ZM170 147H171V146H170ZM6 148H7V147H6ZM12 148L14 149V144H13V147H12ZM84 148H85V147H83V149H84ZM90 148H91V147H90ZM100 148L102 149L101 146H100ZM143 148H144V147H143ZM154 148H155V147H154ZM160 148H161V147H160ZM164 148H163V149H164ZM167 148H169V147H167ZM167 148H165V151L163 150L162 152H165V153H166V151H167L166 149H167ZM9 149L12 150L11 153H13L14 156L16 157V158H15L14 156H12L15 160L19 158L18 156H21V157L24 156V155H23V156L20 155V153H21L20 151H18V152H20V153L18 154L17 151H15V150L13 151V149H11V148H9ZM37 149H38V148H37ZM74 149H75V147H74ZM79 149H82V148H79ZM85 149H86V148H85ZM91 149H92V148H91ZM161 149H162V148H161ZM161 149H158V150H160V152H161ZM262 149H263V148H261V150H262ZM5 150H6V149H4V151H5ZM96 150H97V148H96ZM98 150H99V149H98ZM102 150H103V149H102ZM155 150H157V148H156ZM171 150H172V149H171ZM178 150H179L180 152H178L177 150H176L177 152H176V151H175V152H176V153H179V154H176V156L174 155V156H175V157H174V160H172V161H174L175 163H177V165H175L174 163H172V161H170V162H169V163H170V164H169V167H166L167 165H166L165 163H164V165L161 163V164H162L163 166H165V167H162V165L160 166L161 168H165V172H164V170L162 171V173H164V175H162V176H163L162 179H164V181H165V182L163 183V185H164V190H163V191H165V193L163 192L162 194H163V195L165 194V196L162 197V196H160L161 194H160V195H157V194H159V193H161V192H159V193H157L158 191H157L156 193L154 192V193L156 194V197H157V196H160V199H161V200L164 199V202H165V203L162 202L161 205L164 203V204L167 206V209H168L170 212L172 211L173 214H174V216H175V218H174V216H171V215H173L172 213H171V215H170L169 211H166V213L169 214L171 218L173 217L174 220H175L174 223H176V224H175V225H176L175 228H176V233H177V234H176L174 231H173V232L170 231V232H166V233L164 232L165 234H163V238H162V243H163V244L159 245V244H154V243H156V242H152L153 240H154V241L156 240V239L153 238L155 235L152 236L151 238H149V237L147 238V237H146V236H147L146 234H143V236H142V233L144 232V230H146L145 228L142 229V231H143L142 233L139 232V234L141 233L140 235L137 233L138 235L134 234V236H133V233L131 234L132 231L130 232L131 229H128V230H127V232H129L130 234H128V233H126V234H120L119 232H117V230H119V228H117V227H119V224H116V228H117V229H115V224H114V225L111 224V225L113 226V229L115 230L116 233L113 232L114 234H108L109 239H108L107 236H105L104 238H103V237H102V238H101V237H97V236H96V237H92L91 235H92V233H93L94 231L92 232V229H91L92 226H91V224H90V226L88 227V226H85L86 224L83 226V224H82L81 222H80V223H81L82 225L78 222L77 226H78L79 228H80V226H81V227H83V230H84V228L86 227L87 230L85 229L86 231L84 230V232H82L83 230L81 229L82 234L84 233L85 236H86V234H87L86 232L89 231L88 228H90V231H89V232H91V234H90V233H88V234H89L92 238H91V237L88 238V234H87L86 238L89 239V240L91 239V242L93 241V239H95L94 242H92L94 245H92V244L89 245L91 242L89 243V242H88L89 240H88V241H84V240H85V238H84L85 236H83V235L81 234L82 237H80L81 235L76 234L77 231H76V232L74 231V233H75V235H77V237L79 236V238H84L83 241L86 242L85 245H84V242H83L82 244L79 243V245H78V242H82V240H78V238H76L75 235H74V236H75V237H74L75 240L72 239V238H73V235H72V237H71V235H70V238H71V239L69 238V240H68V239H67V235H68L69 232L67 233L66 237H64V236H62L63 231H60V229H59L58 231H59V232H62V234H61V233H58V234H60L61 237H63L64 239L66 238V240L64 241L63 238H61L60 236L56 235V236H57V243L59 242L58 240H60V242H59L60 244H58V246L61 245V244L64 243V242H67V240H68V242H69V241L72 242V243H69V244H72L71 246H70L68 243H66L67 245L64 243V245H65L66 247L63 248L62 246H64V245L62 244L61 247H62L63 249L60 250V248H57V249L55 248L56 250L59 249V250L61 251V252H60V251L53 250V249H54V246H53L52 244H50V241H51V243H52V240H48V242H49V243H48V244H49L48 246L45 245V244H44L45 246H44L43 244H42L43 246H42V245H39V244H38V245H39V246H38L37 243L34 244V242H33V240L36 241V238H33V240H32V242H33V246L35 245V247H34V251H33V252H35V251L37 250L36 253H41V254H43V255L46 254V256L49 255V256L52 257V258L55 257L56 259H59V258H61L62 260L65 259L64 262H65V263H69V261H70V264H230V263H233V262H232V259L234 258L233 256H236V255H234V254H239V255H241V256H239V257L241 258V257H243V256L246 255V253H244V252L246 251V249H248V248L250 247V248H249V251L254 253L252 259H255L256 262L251 263V262H252L251 260H249L250 262L247 260L248 257H247V258L244 257L247 261L244 259L245 261H241V262H243V263H240V260H241L242 258L240 259L238 256H236L237 258H234V259H235V260H234L235 262H234L233 264H237L238 261H239L240 264H264V256H263V255H264V253H263V252H264V204H262V203H264V199H263V197H261V196H263V194H264V189H262V188H263V187H262L263 185H260V184L258 183L259 186L262 187V188H260L261 190L259 189V187H258V189H259V190H258L257 187H254V186H253L254 189H255V188L257 189V190H254V189H252V188H253L252 186H251L250 189H248V187L246 186L245 182H243V183L240 182V184H241V183H242V184H245L243 187H244V188L246 187L247 189H246V188H245V189H244V188H241V189H239V188H238V189H236V188H235V189H232V188H231V189H228L227 187H229V185L226 184V183H228V181H229V180L227 181V179H231L230 181L232 182L233 179H237V180H240V179H241V180H242V178H244L243 180H245V181H246V180L248 181L249 178H250L251 180L253 179L254 182H255L256 180H258V179H259V180L261 179L260 181H258V182H261L262 179L264 180V170H263V169H262V170H259V169H261V167H260L261 165L258 164L259 167H260L259 169H258V168H255V167H254L255 169H254V168H252V169H251V168H248V169H247V168H244V167H246V165H245V166L243 165V166L240 167V164H241L240 162H242V159H241V161H239V168H241L242 170H241V169H240V170L237 169V168H238V167H237L238 165H237V166L234 165V167H233V168H235V166H236V167H237V168H236L237 170H234V169H231V168H227V169H226V168H221L222 165H221L220 168H219V165H216V167L218 166V168H212L213 165H210V164H209V165H210L211 167H210V166L208 167L207 164H206V166H202V167H201V165H200V166H199V165H196L197 163L200 164L201 161H198L200 157H196V156L198 155L197 152H192V151H196V150H188V149H187V150H186V149H185V150H184V149H183V150H182V149H178ZM4 151H2V153H3L4 155H8V156L10 155V154H7L6 152L4 153ZM24 151H26V150H24ZM68 151H69V150H68ZM82 151H83V150H82ZM82 151H80V153H81ZM143 151H145V149H144V150H141V152H143ZM149 151H150V150H149ZM169 151H170V149H169ZM190 151H191V152H190ZM257 151H260L259 148H258ZM262 151H263V150H262ZM15 152L17 153V155L15 154ZM75 152H76V151H75ZM77 152H78V151H77ZM96 152H97V151H96ZM101 152H102V154H103V151H101ZM106 152H107V151H106ZM138 152H140V150H139ZM138 152H135V153L139 154ZM150 152H151V151H150ZM170 152H173V150L170 151ZM255 152H256V150H255ZM0 153H1V151H0ZM104 153H105V152H104ZM115 153H118V152L115 151ZM119 153H120V152H119ZM133 153H134V152H133ZM151 153H152V152H151ZM193 153H194L195 155H194ZM260 153H261V152H260ZM260 153H258V154H260ZM21 154H23V153H21ZM25 154H26L25 157H28V156H27V153H25ZM69 154H70V153H69ZM105 154H106V156H107V153H105ZM124 154H125V153H124ZM127 154H128V153H126V155H127ZM130 154H131V153H130ZM143 154H144V152H143ZM143 154L141 153V154H139V155H140V156L142 155L141 157H143ZM172 154H174V152L171 153V156H173ZM200 154H201V155H199V156H202L203 153H200ZM205 154H206V153H205ZM246 154H249V155H247V156L245 157L246 159H248V158H250V159L253 158V159H254L253 156H255V155H254L253 152L251 153V154H252V157H250V153H246ZM246 154H245V155H246ZM256 154H257V153H256ZM258 154H257V155H258ZM32 155H33V154H31L30 156H32ZM110 155H111V154H110ZM126 155H125V156H126ZM134 155H135V154H134ZM134 155H133V157H136V156H134ZM139 155H138V157H137L136 159H139V158H140ZM144 155H145V154H144ZM146 155H147V154H146ZM164 155H165V154H164ZM166 155H168V154L166 153ZM166 155H165V156H166ZM169 155H170V154H169ZM227 155H228V154H227ZM241 155H242V154H240V156H241ZM36 156H39V154H38V155L36 154ZM148 156H149V154H148ZM148 156H147V157H144L143 160H142V162L145 161V164H146V165L149 164V165H148L149 168H150L151 164H152V167L154 166L153 164H155V165H157V166L159 167L158 164L154 163V161L156 162V160H154V157H153L154 155H153V156H149V157H148ZM206 156H208V155H206ZM259 156H261V155H259ZM0 157H1V156H0ZM4 157H7V156H2L3 160L0 159L2 162H6V161H4V160H6V159L9 160L8 158L5 159ZM25 157H24V158H25ZM51 157H53V156H51ZM107 157H108V156H107ZM120 157H121V156H120ZM123 157H124V156H123ZM131 157H132V156H131ZM150 157H153V161H152L151 163H146L148 160H144V159H148V158H149V160H150V159H151ZM208 157H209V158H208L209 160L212 158V157L210 158V156H208ZM223 157H224V156H223ZM230 157H231V156H229V158H230ZM232 157H233V156H232ZM247 157H248V158H247ZM255 157H256V156H255ZM257 157H258V156H257ZM28 158H29V157H28ZM225 158H226V156H225ZM239 158H241V157H239ZM245 158L243 157V159H245ZM258 158H259V157H258ZM19 159H20V158H19ZM19 159H18L17 161H19V162L22 161V160H19ZM21 159H22V158H21ZM25 159H26V158H25ZM25 159H23V162H25ZM39 159H40V158H39ZM42 159L44 160V159H46V158H42ZM109 159H110V158H109ZM140 159H141V158H140ZM201 159H202V157H201ZM203 159L205 160V159H207V157L204 156ZM223 159H224V158L221 157V159H219V160L222 161V163H223V162H225V161H223ZM250 159H248V160H250ZM255 159H256V158H255ZM255 159H254V162H252V160H251V162H252L253 164L256 163V162H259V163L262 162V159H261V158H260V159H256V160H255ZM263 159H264V158H263ZM15 160H13V161H15ZM33 160H34V158H33ZM107 160H108V159H107ZM107 160H106V161H107ZM123 160H124V159H123ZM125 160H127V159L125 158ZM128 160H129V159H128ZM128 160H127V161H128ZM132 160H135V158H133ZM217 160H218V159H217ZM224 160H225V159H224ZM237 160H238V159H237ZM248 160H247V161H248ZM258 160H260L261 162L258 161ZM26 161H27V160H26ZM29 161H30V159H29ZM111 161H112V160H111ZM113 161H114V160H113ZM121 161H122V160H121ZM121 161H120V162H121ZM139 161H140V160H139ZM150 161H151V160H150ZM211 161H212V160H211ZM215 161H216V160H215ZM226 161L229 162V160H226ZM230 161L233 162L232 160H230ZM234 161H236V159H235ZM243 161H244V163L246 162L245 160H243ZM10 162H11V161H10ZM23 162H22L21 164H23ZM51 162H52V161H51ZM124 162H125V161H124ZM133 162H135V161H133ZM136 162H137V161H136ZM136 162H135L134 164H136ZM140 162H141V161H140ZM142 162H141V163H142ZM158 162H159V161H158ZM203 162H204V161H203ZM203 162H202V165H204ZM207 162H208V161H207ZM227 162H226V163H227ZM37 163H38V162H37ZM46 163H47V161H46ZM114 163H116V161H115ZM122 163H123V162H122ZM138 163H139V162H138ZM208 163H211V162H208ZM217 163H218V162H217ZM220 163H221V162H220ZM229 163H230V162H229ZM244 163H243V164H244ZM34 164H36V163H34ZM34 164L32 163V165L29 167L30 170H29V171L27 170L28 172L26 171V168H27V167L21 169V170L24 169L25 172H27V175L25 174L24 171H20V172H19V171L17 170L18 168L16 169L17 172H16V170H14L15 172H14V171H13V172L16 173V174L18 173V174H19V175L17 174L18 177L20 176V173L23 172L24 175L21 176V177H22V180H25V179L23 178V177H25V175H26L27 178H28V177H32V175H30L29 172L31 173V172L33 171V168H34V167H38V168H39V169L34 168V171L37 170V172H38V170H40V168H41V172H42V170H43L44 168H45V170H46V169L48 170V168H46L47 166H46V167L44 166V168L42 169V167L39 166V165H41L40 163H39V165L36 164L35 166H33ZM49 164H50V165H49ZM49 164H47V165L52 166V169H53L54 166H56L55 164L52 165L53 163H52V164L49 163ZM126 164H127V163H126ZM129 164H130V163H129ZM131 164H133V163L131 162ZM131 164H130V165H131ZM143 164H144V162H143ZM167 164H168V163H167ZM171 164H172V167L170 166ZM213 164H214V163H213ZM223 164H224V163H223ZM227 164H228V163H227ZM227 164H226V165H227ZM7 165H8V164H7ZM24 165L26 166V163H24ZM110 165H111V164H110ZM113 165H114V164H113ZM113 165H111V166H113ZM115 165H116V164H115ZM122 165H124V164H122ZM140 165H141V164H140ZM146 165H145V166H146ZM173 165H174L175 167H174ZM247 165H248V164H247ZM32 166H33V168H32ZM49 166H48V167H49ZM101 166H102V165H101ZM116 166L119 167L118 165H116ZM116 166H115V167H116ZM127 166H128V165H127ZM127 166H126V167H127ZM131 166H132V165H131ZM131 166H130V167H131ZM145 166H144V168L147 167V166H146V167H145ZM230 166H231V164H230ZM232 166H233V165H232ZM4 167H5V165H4ZM7 167H9V166H7ZM13 167H14V166H13ZM21 167H22V166L20 165V168H21ZM23 167H24V166H23ZM65 167H66V166H65ZM102 167H103V166H102ZM108 167H109V166H108ZM120 167H121V166H120ZM135 167H136V166H135ZM135 167H133V168H135ZM138 167H139V166H138ZM160 167H159V169H160ZM214 167H215V166H214ZM242 167H243V168H242ZM248 167H250V162H249V166H248ZM2 168H3V167H2ZM10 168H11V167H10ZM15 168H16V167H15ZM29 168H28V169H29ZM31 168H32V169H31ZM56 168H57V167H56ZM122 168H123V167H122ZM131 168H132V167H131ZM142 168H143V166H142ZM154 168H155V172L152 171V172H154V173H152L154 177L150 174V175L152 176V177H150V178H153V179H155V177H156L157 175H159V176L161 175V174H160L161 172H159V174H158L159 169L156 168V166H154ZM263 168H264V167H263ZM5 169H6V168H5ZM5 169H3V170H5ZM54 169H55V168H54ZM104 169H105V168H104ZM110 169H111V168L107 169V171L110 170ZM119 169H120V168H119ZM119 169L116 168L117 171H118ZM125 169H126V168H125ZM128 169H129V168H128ZM136 169L138 170V168H136ZM19 170H20V169H19ZM47 170H46V171H47ZM55 170H56V169H55ZM57 170H58V169H57ZM141 170H142V169H141ZM141 170H139V171H141ZM143 170H145V169H143ZM146 170H147V169H146ZM151 170H152V168H151ZM153 170H154V169H153ZM156 170H158V171L156 172ZM0 171H1V170H0ZM6 171H7V170H6ZM34 171H33V174H34ZM43 171H44V170H43ZM48 171H50V170H48ZM104 171H105V170H104ZM107 171H106V172H107ZM114 171H115V169H113V172H114ZM133 171H134V169H133ZM139 171H138V172H139ZM160 171H161V170H160ZM56 172H57V171H56ZM102 172H103V171H102ZM119 172H120V170H119ZM126 172H127V171H126ZM130 172H131V171H130ZM141 172H142V171H141ZM144 172H145V171H144ZM146 172H147V171H146ZM148 172H149V171H148ZM3 173H4V172H3ZM10 173H11V171H10ZM10 173H9V174H10ZM14 173H13V174H14ZM43 173H45V171L41 173V176L39 175V174H40V172H39L38 175L35 176V177H36V178H37V177L39 178V176H40V177H43V176H44ZM103 173H104V172H103ZM103 173H102V174H103ZM108 173H109V172H108ZM108 173H106V175H107ZM110 173H112V172H110ZM110 173H109V174H110ZM116 173H117V172H116ZM121 173L124 174L125 171H124V173H123V172H121ZM121 173H120V174H121ZM136 173H137V171H136ZM262 173H263V174H262ZM4 174H5V173H4ZM4 174H2V177L8 175V174H6V175H4ZM28 174H29V175H28ZM31 174H32V173H31ZM35 174H37L36 171H35ZM35 174H34V175H35ZM46 174H47V173H45V176L47 177L48 174H49V172H48L47 175H46ZM51 174H52V172H51ZM51 174L49 175V176H51L50 179H52V176L54 175V173H53L52 175H51ZM72 174H73V173H72ZM74 174H76V173H74ZM109 174H108V175H109ZM117 174H118V173H117ZM120 174H118V175H120ZM133 174H134V173H133ZM145 174H146V173H145ZM154 174H157V175H154ZM3 175H4V176H3ZM21 175H22V174H21ZM34 175H33V177H34ZM42 175H43V176H42ZM124 175H125V176H126V175L128 176V174H124ZM134 175H135V174H134ZM147 175H148V174H146V176H147ZM11 176H12V175H11ZM74 176H75V177H74ZM74 176H73V177H74L75 179H76L77 177L79 178V176H77V175H74ZM101 176H102V175H101ZM116 176H117V175H116ZM125 176H124V177H125ZM141 176H142V175H141ZM141 176L139 175V179L142 178ZM159 176H157L156 178H159ZM0 177H1V176H0ZM6 177H7V176H6ZM9 177H10V175H9ZM18 177H17V179H18ZM21 177H20V178H21ZM46 177H43V178H44V180H43L44 182H45V178H46ZM53 177H55V175H54ZM104 177L107 179V177H109V176L106 177V176H104V174H103V176L101 177V179L103 180ZM112 177H114V176H112ZM122 177H123V175H122ZM131 177H132V174H131ZM137 177H138V175H137ZM137 177H136V178L132 177V179H133L134 181H135V179H136V181H137ZM140 177H141V178H140ZM247 177H248V178H247ZM7 178H8V177H7ZM7 178H6L5 180H7ZM43 178H42V179H43ZM105 178H104V179H105ZM115 178H116V177H115ZM119 178H120V176H119ZM119 178H117L118 181H119ZM128 178H129V176H128ZM144 178H145V176H144ZM150 178H149V179H150ZM160 178H161V176H160ZM160 178H159V180H160ZM239 178H240V179H239ZM246 178H247V179H246ZM0 179H1V178H0ZM2 179H3V178H2ZM10 179H11V178H10ZM42 179H41V180H42ZM55 179L57 180V179H59V177H57V178H55ZM63 179H64V178H63ZM63 179H62V180H63ZM70 179H71V178H70ZM90 179H92V178H90ZM109 179H110L111 181L113 180V179H111V178H109ZM120 179H122V178H120ZM125 179H126V177H125ZM129 179H131V178H129ZM146 179H147V178H146ZM146 179H145V180L142 179V180H144V181H148V180H146ZM254 179H256V180H254ZM33 180H34V178L32 179V181H33ZM62 180H61V181H62ZM72 180H73V179H71V181H70V180L68 181V179H67L68 182H71V183H69L70 186H71V184L73 185V183H76L75 180H73V181H75V182H73ZM78 180H79V179H78ZM78 180H77V181H78ZM117 180H116V181H117ZM220 180H222V181L224 180V181H225V184H223V183H219ZM237 180H236V181H237ZM243 180H242V181H243ZM13 181H14V180H13ZM26 181H27V180H26ZM26 181H24V184L26 183ZM37 181H39V179H38ZM37 181H36V182H37ZM48 181H49V180H48ZM52 181H53V180H52ZM67 181H66V182H67ZM79 181H80V180H79ZM79 181H78V182H79ZM90 181H91V180H90ZM97 181L99 182L100 180L98 179ZM103 181H104V180H103ZM106 181H107V180H106ZM116 181L114 180V182H116ZM121 181H122V180H121ZM127 181H128V180H127ZM131 181H132V180H131ZM155 181H156V180H155ZM157 181H158V180H157ZM157 181H156V182H157ZM226 181H227V182H226ZM230 181H229V182H230ZM247 181H246V182H247ZM253 181H252V182H253ZM6 182H8V181H6ZM44 182H43V185H42V186H44ZM50 182H51V181H50ZM57 182H59V181H57ZM62 182L65 183L64 180H63ZM62 182H60V183L62 184ZM68 182H67V184H68ZM72 182H73V183H72ZM78 182H77V183H78ZM82 182H83V181H82ZM86 182H87V181H86ZM119 182H120V181H119ZM123 182H124V181H123ZM141 182H142V181H141ZM149 182L151 183V179H150V181H148V183H149ZM156 182H155V183H156ZM234 182H235V181H234ZM234 182H232V183H234ZM237 182H239V181H237ZM248 182H249V181H248ZM252 182H251V183H252ZM263 182H264V181H263ZM11 183H12V182H11ZM29 183H30V182H29ZM29 183H28V184H29ZM34 183H35V181H34ZM89 183H90V182H89ZM103 183H104V185H106V182H105V181H104ZM107 183H108V182H107ZM110 183H111V182H110ZM116 183H118V182H116ZM125 183H126V182H125ZM142 183H143V182H142ZM142 183H140V186H141V187H143V186H142V185H143ZM144 183H145V182H144ZM159 183H161V181H160ZM159 183H158V185H160ZM235 183H236V182H235ZM235 183L232 184V185H235ZM249 183H250V182H249ZM249 183H248V184H249ZM251 183H250V184H251ZM256 183H257V181H256ZM14 184H15V183H14ZM14 184H13V185H14ZM20 184H21V183H20ZM65 184H66V183H65ZM65 184L63 185L64 187L66 186ZM69 184H68V185H69ZM78 184H79V183H78ZM84 184H85V183H83V184L81 183V185H84ZM91 184H92V183H91ZM119 184H120V183H119ZM127 184H128V183H127ZM133 184H134V183H133ZM135 184H136V185H139V184H137V183H135ZM145 184H146V183H145ZM152 184H153V183H151V185H152ZM230 184H231V183H230ZM248 184H247V185H248ZM252 184H253V183H252ZM6 185H8V184H5V186H6ZM11 185H12V184H11ZM18 185H19V184H18ZM35 185H36V184H35ZM45 185H46V188H48V187L50 186V184H45ZM47 185H48V187H47ZM53 185H57V183H56V184H51V186L49 187V189H57V191L60 190V189L58 190V188H59L58 185L55 186L56 188H53ZM68 185H67V187H65L67 191L64 190V189H61L62 191H59V192H61L62 194L60 195L59 193H55V196H56V194H58V196H57L58 198H57V197H55V198L60 199V197L63 196V193H64V195H65L66 192H67L68 195H69V193L73 192L72 195H76V197H77V196H79V195H78V194H74V193H77V192H78V193H81V192L83 191V189H84V186L79 185L81 188H80V189L77 188V189L80 190L81 192L78 191V190H77V192H76L75 189H72V190H74V191H72L71 189H69V188H68V187H69ZM87 185H88V182H87ZM98 185H99V186H97V187H101V184H98ZM109 185H110V184H109ZM111 185H112V184H111ZM111 185L108 186V187L103 186V185H102V186H103V187H106L107 190H109V192H110V191H111ZM120 185H121V184H120ZM120 185H119V186H120ZM123 185H124V184H123ZM147 185L149 186V184H147ZM154 185H155V184H154ZM226 185H227V187H226ZM236 185H239V183H237ZM8 186H9V185H8ZM15 186H16V184H15ZM20 186H21V185H20ZM25 186H26V184H25ZM39 186H40V187H39ZM74 186H75V187H74ZM74 186H73L74 188L77 187L75 184H74ZM94 186L96 187L95 184H94ZM94 186L92 185V189L94 188ZM116 186H117V185H116ZM121 186H122V185H121ZM126 186H127V185H126ZM126 186H122V187L125 188ZM132 186H133V185H132ZM140 186H139V187H140ZM152 186H153V185H152ZM239 186H240V185H239ZM248 186H249V185H248ZM13 187H14V186H13ZM29 187H30V186H29ZM34 187H35V186H34ZM36 187H38V188L41 189V185H40V184H38V186L36 185ZM44 187H45V186H44ZM51 187H52V188H51ZM60 187L63 188L62 186H60ZM73 187H72V188H73ZM82 187H83V189H82ZM85 187H86V186H85ZM103 187H101V188H103ZM117 187H118V186H117ZM136 187H137V186H136ZM141 187H140V189H139V188H138V189H139V190L144 189L145 186H144L143 188H141ZM161 187H163V186L161 185ZM161 187H159V188H161ZM240 187H241V186H240ZM25 188H26V187H25ZM27 188H28V185H27ZM27 188H26V189H27ZM31 188H32V187H31ZM70 188H71V187H70ZM90 188H91V186H90ZM101 188H100L99 190H101ZM109 188H110V189H109ZM113 188H114V186H113ZM127 188H128V186H127ZM153 188H155V187H153ZM229 188H230V187H229ZM233 188H234V187H233ZM36 189H37V188H36ZM49 189H47V190L49 191ZM81 189H82V190H81ZM92 189H91V190H92ZM103 189H104V188H103ZM118 189H119V188H118ZM122 189H123V188H121V190H122ZM130 189L132 190V189H134V188H131V187H130ZM162 189H163V188H162ZM22 190H23V189H22ZM34 190H35V188H34ZM41 190H42V189H41ZM41 190H39V191L41 192ZM47 190H42V192H45V191H47ZM63 190H64V191H63ZM91 190H90V191H91ZM95 190H96V192H97L98 189H95ZM104 190H105V189H104ZM116 190H117V189H116ZM125 190H126V189H125ZM125 190H124V191H125ZM136 190H137V189H136ZM136 190H135L134 192H136ZM145 190H146V188H145ZM145 190L142 192V194H144ZM147 190H148V189H147ZM147 190H146L145 196L148 194V193H147ZM153 190H154V189H153ZM12 191H13V190H12ZM19 191H20V190H18V192H19ZM28 191H29V190H28ZM36 191H37V193L34 192V193L36 194V196H35V194L33 193V194H32L33 196H31L32 199H37V197H38V196H37V194H38V190H36ZM48 191H47V192H48ZM69 191H70V192H69ZM84 191H87V192L89 191V185H88V189H87V187H86V189H84ZM84 191H83V192H84ZM90 191H89V192H90ZM114 191H115V189H114ZM119 191H120V190H119ZM127 191H129V190H127ZM149 191H151V188H150ZM15 192H16V190H15ZM24 192H26V191H24ZM32 192H33V190H32ZM50 192H51V191H50ZM53 192H54V191H53ZM92 192H93V193H92ZM92 192H90V195L94 194V197L98 196L97 194H96V196H95V192H94V191H92ZM102 192H103V190H102ZM102 192H101V191H100L99 193L97 192L98 194H100V197L98 196V197H96V198H94V199L96 200V199H98V198H101V195H102V197H103V196H104L103 194H105L104 197H106V193H107V192L101 194ZM104 192H105V191H104ZM117 192H118V191H115L116 196H117V198H118V195H117L118 193H117ZM121 192H123V191H121ZM125 192H126V191H125ZM129 192H130V191H129ZM132 192H133V190H132ZM132 192H131V193H132ZM0 193H1V192H0ZM12 193H13V192H12ZM26 193H27V192H26ZM28 193H29V192H28ZM91 193H92V194H91ZM113 193H114V192H113ZM113 193H112V194H113ZM152 193H153V192H152ZM152 193H151V194H152ZM237 193H240V195L237 194ZM29 194H30V193H29ZM46 194L48 195V193H46ZM84 194H86V196H88L89 193H84ZM110 194H111V193H110ZM134 194H135V193H134ZM136 194H137V193H136ZM138 194H139V193H138ZM140 194H141V193H140ZM241 194H242V195H241ZM249 194H251V195H249ZM252 194H253V195H252ZM257 194H259V195L261 194V195L259 196V195H257ZM5 195H6V194H5ZM24 195H25V194H23V196H24ZM38 195H39V194H38ZM43 195L45 196V193H43ZM51 195H52V194H51ZM51 195H50V197L54 196V194H53L52 196H51ZM59 195H60V197H59ZM70 195H71V194H70ZM125 195H127V192H126ZM148 195H149V194H148ZM8 196H9V194H8ZM18 196H19V195H18ZM27 196H30V195H27ZM34 196H35L36 198H34ZM40 196H41V195H40ZM40 196H39V197H40ZM108 196H109V195H108ZM114 196H115V195H114ZM119 196H120V195H119ZM122 196H123V195H122ZM137 196H138V195H137ZM137 196H136V197H137ZM139 196H140V195H139ZM143 196H144V195H143ZM229 196H230V197H229ZM250 196H251V197H250ZM257 196L260 197V200H261V198H262L263 201L258 202V201H259V200H258L259 198H258ZM0 197H1V196H0ZM12 197H13V196H12ZM63 197H64V196H63ZM65 197L67 198V196H65ZM65 197H64V198L61 197V199H60L61 202H60V203H62V201H66ZM104 197H103V198H104ZM109 197H111V195H110ZM112 197H113V195H112ZM120 197H121V196H120ZM123 197H124V196H123ZM123 197H121V198H123ZM126 197H127V196H125V198H126ZM128 197H130V195H128ZM148 197L150 198L151 195H149ZM154 197H155V196H154ZM154 197H152V198L154 199ZM248 197L250 198V201L248 200V199H249ZM9 198H10V196H9ZM9 198H7L6 201H8ZM26 198H27V197H26ZM26 198H25V200H26ZM40 198H42V201H44V200L46 201V200H47V197H45L46 199H45L44 197H40ZM43 198H44V199H43ZM69 198H70V197H69ZM71 198H72V197H71ZM73 198H74V197H73ZM73 198L71 199V202H73ZM88 198H89V197H88ZM88 198H87V199H88ZM113 198H114V197H113ZM132 198H133V197H132ZM137 198H138V197H137ZM140 198H141V196H140ZM157 198H158V197H157ZM252 198H253V199H252ZM255 198H258V199H255ZM1 199H2V198H1ZM3 199H4V198H3ZM23 199H24V197H23ZM23 199H22V201H23ZM50 199H51V198H50ZM62 199H64V200H62ZM75 199H76V198H75ZM77 199H79V198H77ZM77 199H76L74 202H76ZM82 199H83V197H82ZM87 199H85V200H87ZM90 199H93V195H92V198H90ZM101 199H102V198H101ZM133 199H134V198H133ZM254 199H255V200H254ZM20 200H21V199H20ZM20 200H18V201H20ZM29 200H31V199L29 198ZM52 200H53V198H52ZM52 200H51V201H52ZM79 200H80V199H79ZM114 200H115L114 203L116 204V203H117L116 201H118V200H116V199H114ZM114 200H113V201H114ZM126 200H127V199H126ZM130 200H131V199H130ZM150 200H151V199H150ZM161 200H160V201H161ZM10 201H11V200H10ZM27 201H28V200H27ZM37 201H39V199H38ZM42 201H41V203H45V202H42ZM51 201L49 200V201H47L46 203L50 202L49 204H51ZM54 201H55V200H54ZM54 201H52V202H54ZM87 201H90V200H87ZM87 201H86L85 204H87ZM100 201H101V200H100ZM105 201H106V200H104V202H105ZM107 201L109 202V200H107ZM122 201H124V199H123ZM135 201H137V200H134V202H135ZM138 201H141V200H138ZM138 201H137L136 205H139V204H140L141 207H142V203H139ZM152 201H153V200H152ZM154 201H157V199H156V200L154 199ZM11 202H12V201H11ZM28 202H29V201H28ZM30 202H33V200L30 201ZM39 202H40V201H39ZM69 202H70V201H68V205L71 206V208L73 207L74 209H73V208L71 209V208L69 207V208H66V211L68 212V210H71V211L74 210L75 212H77V211L75 210V209H76V208H75V205H74L75 203L73 202V204L71 203L72 205H70ZM79 202H81V204L76 202V203H77V204H76V207L79 208V206L81 205L79 209H81V208H82V209L84 208L83 210L87 209V208H85V207H86L88 204H87V205H84L85 207L82 205V204H84V202H85L84 200H83V201L80 200ZM82 202H83V203H82ZM92 202H93V200H91V201L89 202V204L91 205ZM102 202H103V201H102ZM102 202H99V203L97 202L98 204H100L99 207H96V206H95L96 208H99V213H101V214H103L101 209H103L104 207L106 208V206L109 207V206H108L109 204H107V203L105 202L107 205H106V204H105V205L103 204V205H102L103 208H102V207H101V203H102ZM110 202H111V200H110ZM118 202H119V201H118ZM127 202H128V201H126L125 204L122 203V204H123V207L126 206V203H127ZM130 202H131V201H129V208H128V205H127V207L124 208V212H125L126 209H130ZM142 202H143V201H142ZM149 202H150V201H149ZM250 202H251V203H250ZM261 202H262V203H261ZM17 203H18V204L21 203V205H22V202H21V201H20V202H17ZM24 203H25V202H24ZM46 203H45V204H46ZM54 203L57 204V202H54ZM54 203H53V204H54ZM64 203H65V202H64ZM94 203H95V202H94ZM94 203H92V204H94ZM111 203H112V202H111ZM111 203H110V204H111ZM119 203H121V202H119ZM146 203H148V202H146ZM151 203H152V202H151ZM154 203H156V209H157V208H158V207H157V202H154ZM158 203H159V202H158ZM228 203H229V204H228ZM2 204H3V203H2ZM25 204H26V203H25ZM35 204H36V203L30 204V206H32L33 208L35 207V209L37 210V209H38V206L40 207V203L37 202L38 205H37V204L35 205ZM66 204H67V202H66ZM78 204H79V205H78ZM112 204H113V203H112ZM115 204H113V205H115ZM122 204H121V205L119 204V207H120V206L122 207ZM164 204H163L162 207L165 208ZM230 204H231V205H230ZM0 205H1V204H0ZM5 205H6V204H5ZM5 205H4V206H5ZM7 205H9L8 202H7ZM12 205H13V207H15V206H14V203H12ZM28 205H29V204H26V206H25V205H22V209L19 210L20 213H18V214H21V213H22V210L27 211V209H26V208L23 209V207H24V206H25V207H29ZM34 205H35V206H34ZM54 205H55V204H54ZM59 205H60V204H59ZM113 205H110V206L112 207ZM143 205H144V203H143ZM158 205H159V204H158ZM4 206H3V207H4ZM16 206H17V204H16ZM36 206H37V208H36ZM42 206H44V204H42ZM45 206H47V205H45ZM52 206H53V205H52ZM57 206H58V205H57ZM132 206H134V204H133ZM149 206H150V204H149ZM151 206H152V205H151ZM7 207H8V206H7ZM7 207H5V208L7 209ZM13 207H12V208H13ZM32 207H31V209H28V210L31 211L30 214L32 213L31 215H33V217H32V220H33L34 216L36 217V216H39L40 214H39V215H34V213L32 212V209H33ZM48 207H49V206H48ZM64 207H67V206H65V204H64V206H62V209H60V210L62 211ZM91 207H92L91 210H93V215H92V211L90 212V213H91L90 215H92L93 217H95V213H94V212H95L97 209H96V208L93 209L94 205L90 206V208H91ZM111 207H110V208H107V210H109V211H107V212L104 211L105 209L103 210V212H106V214H104L103 216H100V214L96 211V213L99 214V215L97 214V215L99 216L98 218L101 219L100 217H102V218L104 217L103 220H105V218H106V220H108V219L111 220V218H112V220L115 221V219H113V218H116L117 216H116V215L113 216L114 214H116L115 211H114V214H113V213L110 214V213L112 212V211H111L112 208H114V207H112V208H111ZM116 207H117V210H118L119 207L117 206V204H116ZM123 207H122V209H120V210H123ZM135 207H136V206H135ZM143 207H144V206H143ZM145 207H146V206H145ZM0 208H1V207H0ZM9 208H10V207H9ZM9 208H8V209H9ZM12 208H10V210H11ZM17 208H18V206H17ZM17 208L15 207L16 210H17ZM42 208H43V207H42ZM49 208H50V207H49ZM49 208H48V209H49ZM59 208H60V207L58 206V210H59ZM90 208H89V210H90ZM100 208H101V209H100ZM133 208H134V207H133ZM147 208H148V206H147ZM6 209H5V210H6ZM35 209H34V210H35ZM40 209H41V208H40ZM46 209H47V207H46ZM46 209L44 208V211H45ZM51 209H53V208H51ZM51 209H49V211H50ZM54 209H55V208H54ZM56 209H57V207H56ZM67 209H68V210H67ZM79 209H77V210H79ZM110 209H111V210H110ZM134 209H136V208H134ZM134 209H133V211H134ZM0 210H1V209H0ZM10 210H9V213L13 212V210H12L11 212H10ZM34 210H33V211H34ZM83 210H81V211L83 212ZM87 210H88V209H87ZM89 210H88V211H89ZM114 210H116V209H114ZM137 210H138V207H137ZM158 210H160V209H158ZM3 211H4V210H3ZM6 211H7V210H6ZM37 211H39V213H40L41 210L38 209ZM37 211H36V212H37ZM52 211H53V210H52ZM61 211H60V212H61ZM66 211H65V209H64L63 212H66ZM129 211H130V210H129ZM131 211H132V210H131ZM140 211H141V210H140ZM142 211H143V209H142ZM148 211H149V210H147V211H145V212L148 213ZM161 211H163V209H161ZM164 211H165V209H164ZM164 211H163V212H164ZM17 212H18V211H17ZM17 212H16V214H17ZM34 212H35V211H34ZM42 212H43V211H42ZM46 212H48V210H47ZM63 212H62V213H63ZM85 212H86V210L84 211V213H85ZM116 212L118 213V211H116ZM122 212H123V211L120 212L121 216H122ZM145 212H144V215L147 216V215L145 214ZM149 212H150V211H149ZM157 212H158V211H157ZM163 212H162V213H163ZM9 213L7 212V213H5V215H6V214L8 215ZM43 213H44V212H43ZM50 213H51V212H49V214H50ZM55 213H57V211H56ZM55 213H54V214H55ZM62 213H61V214H62ZM71 213H74V212H68V218H69V217H72V218H73V216H69V214L71 215ZM84 213L82 214V213H79V212H78V216H76V217H78V219H79V214H82V216H84V215L86 214V213H85V214H84ZM88 213H89V212H88ZM126 213H127V212H126ZM138 213H139V211H138ZM154 213H155V211H154ZM2 214H3V212H2ZM13 214H14V212H13ZM13 214H12V215H13ZM22 214H23V213H22ZM22 214H21V216H22ZM30 214H29V215H30ZM45 214H46V213H45ZM49 214H48V215H49ZM52 214H53V213H52ZM52 214H50V215L52 216L51 218H53V215H52ZM61 214H60V216H63V215H64V213H63V215H61ZM75 214H76V213H75ZM75 214H74V215H75ZM107 214L110 215V216L112 215V217H109V218L107 219ZM120 214H119V215H120ZM123 214L125 215V213H123ZM129 214H130V213H129ZM131 214H133V213H131ZM141 214H143V213H141ZM141 214H140V215H141ZM150 214H151V212H150ZM3 215H4V214H3ZM5 215H4V217H5ZM7 215H6V216H7ZM10 215H11V214H10ZM12 215H11V216H12ZM14 215H15V214H14ZM55 215H56V214H55ZM55 215H54V217H55ZM65 215H66V214H65ZM65 215H64V217H65ZM87 215H88V214H86V216H87ZM90 215L87 216L89 219H90ZM105 215H106V216H105ZM119 215H118V216H119ZM140 215H138V218H136V220H140L139 217H141V221H143V219H144L145 217L140 216ZM8 216H9V215H8ZM19 216H20V215H19ZM23 216H24V215H23ZM41 216H43V215H41ZM41 216H40L41 219H37V221H36V218H34V220H35L36 222H40V225L44 228V226H45L44 223L46 224V222H47V221L44 220V219H46L47 217H46V218H45V217L43 218V217H41ZM60 216H59V218H60ZM80 216H81V215H80ZM82 216H81V217H82ZM86 216H84L83 218L88 220V218H85ZM121 216H119V218H120ZM14 217H17V216L15 215ZM93 217H92V222H91V221H90V222L87 221V224H88V223H93V220H97L96 217H95V218H93ZM136 217H137V214H136ZM152 217H153V218L150 217L151 220H152V219H155V218H154V215H153ZM155 217H156V215H155ZM246 217H247V218H246ZM249 217H250V219H249ZM0 218H3V216H2V217L0 216ZM6 218H8V217H6ZM9 218H13V217H10V216H9ZM19 218H20V217H19ZM29 218H30V217H29ZM48 218H49V217H48ZM48 218H47V219H48ZM56 218H58V216L55 217V220H53V219H54V218H53L52 220L50 219V221H51V222H55V221H57V222H55V223H59V222H58V219H56ZM65 218H66V217H65ZM68 218H67V219H68ZM83 218H82V219H83ZM142 218H143V219H142ZM148 218H149V215H148V217H146V219H148ZM165 218H166V216H165ZM165 218H163V219L165 220ZM171 218H169V219H171ZM17 219H18V218H17ZM20 219H21V218H20ZM61 219H62V218H60V220H61ZM74 219H75V218H74ZM82 219H81V220H82ZM122 219H123V218H122ZM124 219H125V220H124ZM124 219H123V220H124V223H126V222H127V221H126V217H125ZM129 219H131V217H129ZM146 219H144V220L146 221ZM159 219H160V217H159ZM166 219H167V218H166ZM2 220H3V219H2ZM2 220H1V221H2ZM4 220H5V219H4ZM4 220H3V221H4ZM10 220H11V219H10ZM10 220H9V221H10ZM26 220H27V219H26ZM38 220H39V221H38ZM41 220H42V222H41ZM62 220H65V219H62ZM71 220H72V219H71ZM71 220H70V221H71ZM81 220H80V221H81ZM90 220H91V219H90ZM110 220H108V221H110ZM119 220H121V219H119ZM123 220H121V221H123ZM131 220H132V219H131ZM148 220H149V219H148ZM156 220H157V219H156ZM160 220H161V219H160ZM160 220H159V221H160ZM167 220H168V219H167ZM5 221H6V220H5ZM18 221H19V220H18ZM20 221H21V220H20ZM22 221H25V220L23 219ZM29 221H30V219H29ZM35 221H33V222H35ZM44 221H46V222H44ZM66 221H69V220H66ZM74 221H77V218H76V220H74ZM116 221H118V217L116 218ZM134 221H135V218L133 219V222H134ZM141 221H135V222H139L140 226L143 227L144 224L141 225V223H140ZM153 221H154V220H153ZM161 221H162V220H161ZM161 221H160V222H161ZM165 221H166V220H165ZM165 221H164V222H165ZM171 221H172V220H171ZM27 222H28V221H27ZM27 222H26V223H27ZM43 222H44V223H43ZM64 222H65V221H64ZM82 222H83V220H82ZM84 222L86 223V220H85ZM84 222H83V223H84ZM135 222H134V224H131V225H133L134 227L136 226V225H135ZM155 222H156V221H155ZM19 223H20V222H19ZM22 223H23V222H22ZM29 223H30V222H29ZM41 223H43V224H41ZM47 223H48V222H47ZM49 223H50V222H49ZM65 223H67V222H65ZM72 223H75V222L72 221ZM96 223H98V222H96ZM96 223H95V224H96ZM99 223H100V221H99ZM99 223H98V224H99ZM103 223H105V221H103ZM118 223H121V222L118 221ZM122 223H123V222H122ZM127 223L130 224V222H127ZM127 223H126V224H127ZM131 223H132V222H131ZM147 223H150V224H151L152 222H149V221H148ZM147 223H145L146 226H147ZM168 223H169V220H168L167 224H168ZM174 223H173V226H175ZM7 224H8V223H7ZM27 224H28V223H27ZM63 224H64V223L61 224V227H62L61 229L64 228V227L62 226ZM75 224H76V223H75ZM75 224H74V227L76 228L77 226H75ZM107 224H110V223H107ZM139 224L137 225V227L139 226ZM152 224H156V223L153 222ZM158 224H159V223H157V225H158ZM163 224H165V223H163ZM170 224H171V223H170ZM0 225H1V224H0ZM10 225H11V224H10ZM17 225H18V224H17ZM22 225H23V224H22ZM25 225H26V224H25ZM28 225H29V224H28ZM40 225H39V226H40ZM48 225H49V224H48ZM50 225H52L53 227L55 226V225H53V224H51V223H50ZM59 225H60V224H59ZM67 225H68V224H66L65 226L67 227ZM71 225H72V224H71ZM71 225H70V223H69V226H71ZM92 225H93V224H92ZM103 225H104V224H103ZM117 225H118V226H117ZM123 225H124V224H123ZM127 225H128V224H127ZM145 225H144V226H145ZM18 226H19V225H18ZM39 226H38V228H39ZM46 226H47V225H46ZM46 226H45V227H46ZM56 226H58V225L56 224ZM96 226H97V225H94V226H93V227H95V232H96V229L98 228V226H97V227H96ZM99 226H102V224H100ZM112 226L109 227V225H107L108 230H112V231H113ZM133 226H132V227L129 226L128 228H130V227L133 228ZM146 226H145V227H146ZM151 226H152V225H151ZM158 226H159V225H158ZM160 226H161V224H160ZM160 226H159V227H160ZM168 226H169V225H168ZM10 227H11V226H10ZM10 227H9V228H10ZM34 227H35V226H34ZM36 227H37V226H36ZM66 227H65V228H66ZM72 227H73V225H72ZM107 227L104 226L103 229H104V228H107ZM124 227H125V226H124ZM141 227H140V229H141ZM147 227H148V226H147ZM155 227H156V226H155ZM165 227L168 228L167 225H166ZM26 228H27V227H26ZM43 228L40 227L41 230H45V229H43ZM48 228H49V227H48ZM58 228H59V227H58ZM65 228H64V229H65ZM69 228H70V227H69ZM79 228H77V229H79ZM110 228H111V229H110ZM121 228H122V227H121ZM135 228H136V227H135ZM135 228H134V229H135ZM148 228H149V227H148ZM153 228H154V227H153ZM157 228H158V227H157ZM166 228H165V230H166ZM169 228H172V227H169ZM173 228H174V227H173ZM7 229H8V228H7ZM7 229H6V231H7ZM40 229H38V230L40 231ZM49 229H50V228H49ZM51 229H52V227H51ZM53 229H54V228H53ZM64 229H63V230H64ZM100 229H101V228H100ZM103 229H101L102 231H100L101 233L104 232V233L101 234L102 236H104L103 234H105V231H104ZM126 229H127V228H126ZM149 229H150V228H149ZM149 229H147V231H148ZM9 230H12V229H9ZM93 230H94V228H93ZM98 230H99V228H98ZM98 230H97V231H98ZM105 230L108 231L107 229H105ZM120 230L122 231V229H120ZM138 230H139V227H138L137 231H136V229H135V231H134V230H133V231H134V232H138ZM162 230H163V229H162ZM173 230H175V229H173ZM0 231L2 232V229H1ZM6 231H4V232H6ZM26 231H27V230H26ZM46 231H47V228H46ZM46 231H45V232H46ZM49 231H51V230H49ZM54 231H55V230H53V233H54ZM66 231H67V229H66ZM71 231H72L71 233H73L72 228H71ZM112 231H109V232L112 233ZM139 231H141V230H139ZM150 231H151V230H150ZM155 231H156V230H155ZM157 231H158V230H157ZM157 231H156V232H157ZM166 231H167V230H166ZM32 232H33V230H32ZM32 232H31V233H32ZM35 232H36V231H35ZM42 232H43V231H42ZM45 232H44V233H45ZM78 232H79V231H78ZM81 232H80V233H81ZM98 232H99V231H98ZM145 232H146V231H145ZM145 232H144V233H145ZM151 232H152V231H151ZM153 232H154V231H153ZM156 232H155V233H156ZM158 232H159V231H158ZM13 233L15 234V232H13ZM19 233H20V232H19ZM33 233H34V232H33ZM47 233H48V232H47ZM51 233H52V232H51ZM51 233H50V234H51ZM53 233H52V234H53ZM56 233H57V232H56ZM74 233H73V234H74ZM117 233H118V234H117ZM123 233H124V232H123ZM149 233H150V232H149ZM161 233H162V232H161ZM231 233H232L233 235H232ZM11 234H12V233H11ZM27 234H28V232H27ZM64 234H66V233H64ZM64 234H63V235H64ZM98 234H99V233H98ZM98 234L96 233V235H98ZM151 234H152V233H151ZM230 234L232 235V239H234L235 242L237 241L236 244H237L238 242H240V244L243 243V246H244V247H246V246H248V247L245 249V251H244L243 249H241V250H243L244 252H243V251L241 252V250H240V253H239V251H238L237 249L241 248V246H239V248L237 247V249H236V246H235L234 248L236 249V251H238V253H233V255H230L231 257H228V256L226 257L225 254L222 255L223 253H219L220 256H225V257L228 258V259L231 258L230 261L227 260V259L224 258V257H223V258H224V259H223V258L220 257V256L218 257V259H219V260H218V259H217L218 248H219V252H220V250L223 252L222 249H223V247L226 246V245L222 242V239H223L225 242H227V240H231V238L228 237ZM8 235H10L9 232H8ZM19 235H20V234H19ZM33 235H35V233H34ZM38 235H39V234H38ZM42 235H43V234H42ZM93 235H94V234H93ZM99 235H100V234H99ZM110 235H112V236H110ZM130 235H131V236H130ZM145 235H146V236H145ZM31 236H32V235H31ZM45 236H46V235H45ZM47 236H49V235H47ZM50 236H52V235H50ZM56 236L54 235V237H56ZM1 237L5 238L3 235L0 234V238H1ZM17 237H18V236H17ZM26 237H27V236H26ZM41 237H42V236L40 235V238H41ZM58 237H59V238H58ZM230 237H231V236H230ZM3 238H1L2 241H0V242H3V243H4ZM38 238H39V237H38ZM43 238H45V237L43 236ZM43 238H42V239H43ZM48 238H49V237H48ZM48 238H47V239H48ZM50 238H51V237H50ZM98 238H99V240H98ZM136 238H138V240H136ZM145 238H146L147 240H146ZM220 238H221V239H220ZM6 239L9 240V238H6ZM18 239H19V238H18ZM30 239H32V238H30ZM45 239H46V238H45ZM52 239H53V237H52ZM61 239H62L63 241H62ZM96 239H97V240H96ZM106 239H107V240H106ZM128 239H129L130 242H128ZM133 239H134V240H133ZM142 239L145 240L146 242H148L149 244H146V245H145V244H143V242H140V243H142V244H140V243L138 244V241H139V240L142 241ZM148 239H149V240H148ZM157 239H158V241H159V238H157ZM12 240H13V239H12ZM14 240H16V239H14ZM38 240H39V239H38ZM40 240H41V239H40ZM40 240H39V241H40ZM72 240H73V241H72ZM77 240H78V241H77ZM104 240H105V242H106V241H107V242H108V241H111L112 243H115V241H120V242H122L121 240H125V241H127V244L131 243L132 241L137 242V243H135L136 245H135V244H134V245H124V244L119 245V244L116 242V243H117L116 246H114V245H113V246H111V245H101V244L99 243L100 241H101V243L106 244V243L104 242ZM135 240H136V241H135ZM9 241H10V240H9ZM9 241L7 242V244L10 243ZM27 241H28V238H27ZM30 241H31V240H30ZM45 241L47 242V240H45ZM53 241H55V240H53ZM75 241H76V242H75ZM97 241H98L99 244H95V243H97ZM102 241H103V242H102ZM219 241L222 243V246H223V247H221V248L217 246V245L220 243ZM14 242H15V241H13V244H14ZM16 242H17V241H16ZM40 242H41V241H40ZM73 242H75V243H73ZM87 242H88V243H87ZM151 242H152V243H151ZM228 242H229V241H228ZM235 242H234V243H235ZM25 243H26V241H25ZM57 243H56L55 246H57ZM125 243H126V242H125ZM132 243H133V242H132ZM221 243H220V244H221ZM4 244H6V243H4ZM11 244H12V243H11ZM11 244H10V245H11ZM23 244H24V242H23ZM28 244H29V243H28ZM30 244L32 245V243H30ZM30 244H29V245H30ZM54 244H55V243H54ZM107 244H109V243H107ZM120 244H121V243H120ZM228 244H229V243H228ZM228 244H227V245H228ZM244 244H245V245H244ZM14 245H15V244H14ZM16 245H18V243H17ZM19 245H20V244H19ZM50 245H51V247H49ZM82 245H83V246H82ZM95 245H96V246H95ZM230 245H231V244H230ZM238 245H239V244H238ZM241 245H242V244H241ZM4 246H5V245H4ZM4 246H3V247H4ZM6 246H7V245H6ZM12 246H13V245H12ZM12 246H11V248H13ZM20 246H21V245H20ZM20 246H19V247H20ZM24 246H25V244H24ZM58 246H57V247H58ZM231 246H233V244H232ZM22 247H23V246H22ZM217 247H218V248H217ZM254 247H256V248H254ZM25 248H26V247H25ZM30 248L32 249L33 247H30ZM226 248H228V247L226 246ZM15 249H18V247L15 248ZM23 249H24V248H23ZM27 249H29V248H27ZM35 249H36V250H35ZM259 249H262V250H260L261 252L259 251ZM21 250H22V249H21ZM25 250H26V249H25ZM216 250H217V251H216ZM226 250H227V249H226ZM228 250H229V249H228ZM228 250L225 251V252H229L230 254H232V252H231V251H228ZM230 250H231V249H230ZM27 251H28V250H27ZM29 251H30V250H29ZM55 251H56V252H55ZM234 251H235V250H234ZM58 252H59V253H58ZM56 253H58V254H56ZM229 253H228V254H229ZM242 253H244V255H243ZM248 253H249V252L247 251V254H248ZM253 253H252V254H253ZM262 253H263V254H262ZM53 254H54V255H53ZM55 254H56V255H55ZM219 254H218V255H219ZM226 254H227V253H226ZM250 255H251V254H250ZM250 255L248 254L249 257H251ZM232 257H233V258H232ZM262 257H263V258H262ZM61 259H60V260H61ZM220 259H221V260H220ZM237 259H238V261H237V263H236V260H237ZM239 259H240V260H239ZM67 260H68V261H67ZM224 260H225V261H224ZM66 261H67V262H66ZM227 261H228V262H227ZM229 262H230V263H229ZM244 262H245V263H244Z\"/></svg>","mask_w":264,"mask_h":264}]
</instances>
